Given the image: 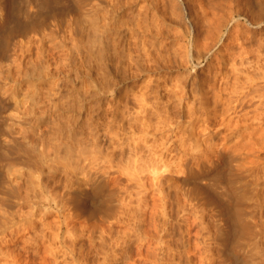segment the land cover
Returning <instances> with one entry per match:
<instances>
[{"label":"bare ground","instance_id":"bare-ground-1","mask_svg":"<svg viewBox=\"0 0 264 264\" xmlns=\"http://www.w3.org/2000/svg\"><path fill=\"white\" fill-rule=\"evenodd\" d=\"M10 1H13L14 2V0H0V116L4 112L8 111V108L11 105L16 110V114L17 115L14 112V115H16V118L14 119L15 122L13 121L14 122V124H13L14 127L13 126H12V128L9 127L11 129H13L12 130L13 132H11V129L9 130V132L8 131H3L2 132L3 128L0 126V161H2V162L5 161L6 162L8 159L7 160L5 159L4 161L1 160V159H3L4 157L5 158H8V156H9L11 162L9 161L8 163L7 162L6 163L8 165H10L9 163H12V165H14L13 163H15V166H13V167L10 166V167H12L11 169H12L13 172L11 171V169H9V171H11V172L8 173L9 174L8 176H5L4 175L5 172H4V174L2 173L4 168L1 167L2 170L0 171V188H1L0 191H2V188H3V187H1L2 184H5V183L10 184L9 189L8 188H6V189H8L9 191L12 192V193L10 192L11 195L9 194L10 195L9 199H11V200L13 199V200L11 201L7 197H5V198H7L9 201H11V203H13L15 205V208H14L15 210L12 209L13 210L12 211L13 214H12V212H10L11 209H9V207H8L7 210L9 209V213H7L8 211L6 212V210L4 211V215H5V213L7 214L6 215L7 216V220L5 218L6 221L4 220L5 221L4 223H2L3 220L0 222V264H23V262H25V261L23 260V262H22L20 255L21 254H24L26 252L24 250H27L28 248H30L32 246L35 247L34 250L39 249V252L40 253H42L40 251V249L42 250L44 248L42 250L43 253H44V254H41L42 256H40L39 255L40 253L36 250L38 252L37 255H39L37 257H39V258L41 257L40 258L41 261H43V259H44L43 263L44 262H47L46 264H86L85 262H86V260L88 258L85 259V260H84V258L87 257V254L88 253L85 252V250H84V247L86 246V244L84 245V241L87 240V238H88V236L90 234L89 232H91V233L92 232H95V231H91L90 230L92 228V226H91V228L89 227L94 222H96V221H94V219L95 220L98 219V221L101 222V223L99 222V225L103 223V226H104L107 223L108 224L106 226L107 228L104 226L106 228V230L108 229L107 230L108 231L107 233H106V230L104 229L105 230V233H106V237L109 236V235H111L112 237L114 236V238H115V233L117 232L116 231L117 226H116V228L114 227L115 230H113V226H114L113 221L116 223V225H117V223H118V225L122 223L123 226H124L125 219H124V221H123L124 223H123L122 222V218L124 216L122 217L121 216V213H122V215L123 214H127V213H125V211H127V210H125L124 212H122V210H124L123 208H124V205L125 204H127L126 206H128L129 203L131 205H132V203L137 204L135 206H138L139 207V209L136 208V209H138L139 212H141L142 210H144L146 208H149L150 205H147L148 207L147 206L146 207L144 206L145 208H143L142 204H138V202H139L138 200L140 198L139 196H137L138 198L136 197L137 203L135 202L136 200L134 202H131V201H133L131 199L132 197H130L131 191L129 193V197L127 196L128 193L126 195V192H125V194H123L121 192V191H123V186L125 187V185L123 184V186H122V184H120V183L118 184L119 179H118V177H116V175H115L114 178L111 177V175H110V172L111 171L109 169L112 170L113 166L114 167H116V166H115V164L112 163L113 164L112 165V168H110L111 165L108 163L109 161L107 162L106 161L107 159L104 158V156L106 157V155H104L105 153L104 154H100V152H99V154H100V157L98 158V159H100L99 162H97L98 159L97 160H93V157H92V159L90 158V155L95 153L93 151V149H94L93 146L94 147L96 146V145H94V143H95L94 141L96 140L95 139V136H94L96 134H94V133L96 132V130H94L95 131L93 133L94 135L93 134L91 135V137L94 136L93 137L94 141L92 139L93 145L90 146L89 142H91V140L89 141V138L87 136V134L89 133V130H87V129H89V128L93 129V128L91 127V125L88 126V123H87V122H89V124H90V121H88L89 114L87 116V112H89L88 111V97H89L88 95H89V92H88V89H87V85H88L87 84V80H88V75H89L88 74V70H89L88 68H89V64H90L89 63L90 62L89 61V58L91 57V56H89V51H91L90 48L92 47V44H91V47L88 49V41H87V39H89V38H87L85 35H82L83 34V32H82L81 35L79 34L80 35L79 36L80 39L75 40L76 42H73V40L70 41V42H72V44L69 43L70 46L68 47L67 42H68V40L70 38H68V40H67V38L64 37V35L61 36V34L59 32H57V31H53L52 32L51 31L50 33L48 32V34L41 33L43 31H39L38 30L39 29L38 26L36 24H33L35 21L32 24H28L27 23V21H28L27 19L28 18L26 19V23H24L25 21L24 22L23 21H20L21 19L14 20L15 16L13 17V15L11 13L12 9L10 10V5H9L10 4ZM160 1L164 5L166 4V0H145V2H147L146 6L144 5V6H141L140 8H141V10L143 8H146V12L147 13L146 14L145 13H139V17L137 18V21H134L133 23H131L132 25L130 24L133 27V29H145L144 30L145 32H149V31H152L153 32V30H151L152 28L150 27L152 25H150V24L151 23H155V21L158 20V19H154V17L157 18V16H155V11L157 12V9H159L160 7H162V8L164 7V6H158V4L161 3ZM168 1L169 0H167V2ZM196 1L197 2H195V3H201L203 0L202 1L201 0H196ZM206 1L203 2V3L206 4L209 0L207 2ZM211 1L213 3H208V4L211 5V4H214V3L218 2L217 0H211ZM211 1H209V2H211ZM214 1H216V2H214ZM227 1H230L231 3L230 2L226 3ZM40 2H42V4L47 5V7L48 6H52L54 4V0H40ZM52 2H53V4H52ZM77 2H79V1H77ZM102 2H105V1H102ZM223 2L222 1L220 2V0H219L218 3L214 4V5H216V6H214L215 9L216 10L219 9V11H220V9L222 8V11H223V8L225 7L224 10H228L229 12L228 11L227 12L225 11L226 12L225 13L223 11V13H225L226 16L229 13L228 15L231 18H232L231 15H235L236 14V11L240 12V10H236L237 8L234 9V4L235 3H233V0H223ZM234 2H236V1H234ZM238 2L239 1L237 0V3L235 4V6H238V9H239L241 5ZM249 2L253 3V0H250ZM254 2H256V0ZM257 2H256V4L258 5ZM58 3H60V2H57V4ZM61 3H62V1H61ZM169 3H171V2H169ZM208 4H207V10H209V7H210L209 12H211V10L214 11L215 10L214 7L212 5H211L212 7L210 5L208 7ZM59 5L60 4H58V6ZM160 5H162V4H160ZM168 5H170V4H168ZM157 6H158V8H157ZM177 6H174L175 9H176ZM190 6L192 7V9L195 7V6H193V3H191ZM197 6H200L199 7L200 9L203 8L202 7L203 5H201V4H198ZM188 7H189V5H188ZM251 7L254 8L253 7V4L251 5ZM251 7L249 6L250 9H251ZM52 8L53 7H51V10H53ZM199 8H197V9L199 10ZM205 8H206V6L204 7V10H205ZM211 8H213V9H211ZM258 8H259L258 11H253L252 12V16L254 15V21L255 22L253 21V19H251V18L250 19L257 26L259 25V26L262 27V25L264 24V0H259V6H258ZM112 9L114 10V7H112ZM192 9H191V11H192ZM241 9H243V7ZM254 9H256V7ZM178 10H180V9H178ZM181 10H182V8H181ZM204 10H202V11L204 12ZM234 10H236V11L234 12ZM252 10H249V11H252ZM193 11H195V10L193 9ZM117 12H118V8L116 9V11L114 10L113 13L117 17H119L121 15V13L119 14ZM162 12H161V14H162ZM166 12L169 13L170 11H166ZM166 12H163V13H166ZM203 12H201V13H203ZM241 12H243V11L241 10ZM241 12H240V14H241ZM175 13L177 14V12H175ZM179 13L180 12H178V14ZM223 13L220 12V14L224 15ZM158 14H159V11H158ZM161 14H159V15H161ZM220 14L218 12V14H217L218 17L217 18L220 17L219 16ZM134 15H136V14H134ZM192 15H194V14L192 13ZM211 15H215V14H213V12H212ZM180 16L182 17L181 13H180ZM198 16H201V14L198 15ZM198 16H196V17H198ZM207 16L209 17V14ZM215 16H214V19L216 18ZM229 16L226 17V18H228V20H230V17ZM165 17H166V14H165ZM189 17H192V16L191 15L190 16L188 15V18ZM202 17H201V19H202ZM206 17L204 16L205 20H206ZM248 17L249 16H247L246 18L248 19ZM96 18L99 19V17H96ZM194 18H195V16H194ZM199 18H196V19H199ZM221 18L222 19H221L220 23H218V22L215 23L216 21H218V19H216V21H213L214 23H212L211 21H212L213 17L212 18H208V22H207V20L206 21L203 20V21H205V23H209L208 25L206 24V26L208 28H205V29H208V30H206L207 32L202 31V33L204 32L207 35L206 34H203L204 37L202 38L201 37L202 34L200 35V31H198V32L195 31L197 33L194 32L196 35L193 37V39L191 41V44L189 45L190 46L189 47L190 51H189L188 54L186 53L188 57H190L189 55L191 53V50H193V51L194 50L195 51L197 50L199 52V56L200 57H201V55L202 56H206L208 58L211 57L212 60L209 62V64L212 62L213 66H217V64L221 60L220 58L222 56H224V55H222L223 52L221 53L220 51H219V54L221 53V57L220 58H218L219 56H217V54H214L215 53V50L214 49L217 47V44H215V43H217V41L215 42L212 39L215 36H217V38L219 37L221 39V37H222V33H221L222 32V28H224V25H225V24L223 25V23H228L227 20H224L225 17L222 16ZM196 19H195V21H196ZM210 19H211V21H210ZM32 20L33 19H30V22ZM219 20H220V18H219ZM222 20H223V23H222ZM234 20H235V18H234ZM251 20H250V22H252ZM129 21H131V20H129ZM171 21H173V20H171ZM190 21H189V24H190ZM203 21H201V22H203ZM224 21H226V22H224ZM230 21H233V20L231 19ZM180 22L185 23L186 21H182L181 20ZM205 23L204 22L203 23H200L199 22V25L201 24L203 26ZM185 24H183V25L186 26ZM191 24H192V22H191ZM194 25H198V23H195ZM156 26H157V24L155 23V26L154 27H156ZM202 26H201V29L203 28ZM226 26H227V24H226ZM190 27H191V25H190ZM205 29H203V30H205ZM164 30H165V28H164ZM178 30L180 31V29H178ZM196 30H199V27ZM235 30L237 32L239 29L238 30H237V28L236 29H233L231 31V33L233 31H235ZM32 31L35 32L34 35L29 34ZM84 31H86V30H84ZM188 31H186V32L188 33ZM191 31H192V29H191ZM88 32L90 34V31H88ZM236 32H233V36H235V35L236 36H239V35H237L238 33H236ZM239 32H240V30H239ZM231 33L229 35H231ZM171 34H172V32H171ZM18 38L20 40H18L17 41L18 43L16 45H14L16 49H12L11 47H12V44H13V40L14 39L16 40ZM217 38L215 37V39H217ZM232 38H234V37H232ZM222 39H223V37H222ZM235 39H239V37L238 38H235ZM141 41H142V44H144L143 47H141V48L144 50L145 55H147L149 57L152 56V59H153L154 56H153V53H152V50H151L153 48L147 47L148 44H150V43L152 44V41L151 42L149 41L150 42L149 43L148 40L145 37H143V39ZM258 41H257L258 43L255 42L254 44H251L253 42L252 41V42H250V45H249V43L248 44L247 43H244L245 41L241 42V43L246 44L247 46H244V47L241 46L243 48L240 47V51L238 50L239 48L237 49V47H238L239 44H237V47L235 45V49H234L235 51L232 50V52L233 51L236 52V49H237L239 53L236 52L235 53V56L233 55L234 53L233 54L232 53L229 54V55H231V56L233 55V57H235V58H231V56H230V58H229L230 61L234 59L233 60L234 63H232L233 61L230 62L229 60H227L228 58H226V57L227 56L229 57V55L224 56L225 58L223 57L224 60L226 59L227 64L230 62V64H228V67H229V69H231L230 67H232L233 69H231V70L234 73V74L230 73L234 77V82L230 80L231 81V83H230L229 80L226 79V81H228L231 85H227L228 87H225V89H224V87H223V89H221L222 86H223V83L220 84V82H221L222 79H223L222 81L224 82V79L227 78V76L226 77L225 76H222V79H221V77L218 76L220 78L219 79L220 81L218 80V82L221 85V88H220L219 84H218V87L221 90H223V91L226 90L225 92H227V91L229 92L228 95H230V96H228L229 98L227 97L228 99L224 100V98L222 97L223 94L221 96L220 93H222L223 91L221 92V90H220V93H219V91H216V90H218V89H216L217 88L216 87L217 86L216 84L218 82L216 83L217 80L214 79L215 78L214 75H212L213 77L211 76V78H213V79L212 80L209 79V82H207L205 84L206 86H208L207 84L209 83V86H208L209 88H206V86L203 87L204 85L203 86L202 85H200V86L198 85L199 87H197V86L194 87L195 88V91H194V89H193L194 92L192 91L193 92L192 93L193 94L192 104H190V102H187L188 100L186 101V99H187L186 96L188 94L185 92L184 89H181L180 88V91H174V89H177L176 88L177 86L174 85L175 88L173 89V91H174L173 93L170 92L172 90H170V91L167 90V91H169L168 94H173V97H176L175 99H178V101L176 100L177 101L176 103L179 102L178 103L179 108H182L183 109V110L180 109L182 112L185 111V109L187 110L189 108L188 111H185L184 112V113H186V115L185 114H181V115L179 114V116H177V115L171 114L168 109L163 110L162 103H161V106L159 105L160 102H161V100L158 103H156V100H155V105H156V107L154 106L155 107V111H150L148 108L151 107L150 105H152V103L150 105H147V103H146V102H148L147 100H148L149 97H147L146 94H141L140 97H138V98H137V96L136 97H133L134 100L137 98L136 100H137L138 105H139V111H136L137 115H136V113L135 114L132 113V115L134 117V118L133 117L132 118L134 119V121H133L132 118H130V116H127V118H126L125 116L127 115L126 114L127 112H126V110H123L122 109L123 111H125V113H124L125 115L123 114V112H121V115L122 114L124 115V117H122L121 120H123L124 118H126L127 121L129 119H131L132 123H131V121H129L130 122V126L129 127H128L129 124L126 125V126H124L125 124H121V126H122V132L123 133L119 132V131H121L120 130L121 127H120L119 130H118V132L120 133V135L119 134H116L118 132H115L114 131L115 132V135H119V136H122V134H124L126 136H130L131 135L130 137L132 139L135 138L134 139V142H133L135 144L134 148L131 147L134 144H131V145L130 144L129 145L126 144L127 145L126 148L128 150H131V149L133 150L131 152L129 151V154H128V152H127L128 150L125 148L126 149L125 152H127V155L130 156V155H132L134 153L133 156H134V158L136 157L135 158V162H137V163H139V161L141 159L143 161H145L144 159H146L145 168L146 167L149 168L150 171H149V169L147 170V168L144 169V171L146 172V170H147L149 173L151 172L150 174L152 175V177L154 178V180L155 179H157V180H160L161 179L160 184H158V186H157L159 188V190H162V192H163V190L166 189L164 187L165 186L164 183L162 182V179H166L167 182H168V188L171 189L170 192H172V190H173L174 195L176 196V198H178V196L182 195V197L185 198V201H187L188 203H191L193 205V207L195 208V211L194 212H196V214L198 215V216H196V214H195L196 218L192 215L195 218L194 219L195 221H196V219L199 221L200 215L201 216L204 215V213H203V215L200 214V213H202L200 209H201V207L203 205L202 204V202H203L202 201L203 200L202 197L203 196L201 197V194H200L201 191L198 188L191 187V185L193 184V183H191L192 182L191 179L192 178H195V179L196 178H199V175L202 172H204V173L205 172L206 173H208V172H212V173L215 172L216 175L214 177L215 178L214 180L216 181V183H218V182L221 183V181L223 179V173H221L220 167L223 166V165H225L224 163H226L227 166H229V165L231 166V164H233L232 162H235L236 161V163L232 165L233 168L232 167H229V168H232L233 170L232 169H229L227 167L229 170L228 171H225V172H228L229 173V171H234V170H236V172H238V171L241 172V171H244V170L249 169L250 167H252L254 169L253 171L255 173L253 172L254 173L253 174L251 172V175L252 174L253 175L252 176L250 175V176L251 177H254V178L253 179H250V180H247L248 183L250 181L252 182V180L256 179V177H257V179L255 180L256 181L255 184H253L254 182L253 183L250 182L251 185H255V187L257 188L256 191L257 190L258 191L260 190L259 188L262 185V183L264 184V155H260V153L264 152V37H262V39H259ZM100 42H101V38H100ZM100 42H99V44H100ZM220 42L221 41H218L219 44H220ZM107 43H108V41L106 42V44ZM238 43H240V42H238ZM102 44H103V42H102ZM135 44H137V43H134V45ZM244 44H241V45H244ZM135 46L138 47L140 45L138 44V46L137 45H135ZM153 47H154V49L156 48V46H153ZM161 47H163V46H161ZM141 48H138V49H141ZM180 48H181V46L178 49H180ZM231 48L233 49L234 46L231 47ZM231 48H230V50H231ZM139 51H141V50H138V52ZM99 53H101V52H99ZM159 53L160 52L158 51V54ZM126 55H128V54H126ZM174 55H176V54L174 53L173 56ZM212 55H213V57H212ZM236 55H238V57L240 58L239 63L236 62V60L238 59V57ZM199 56H197L198 58L196 59V61L199 59ZM242 56H245L246 58L245 57L242 58ZM250 56H253L254 60L251 61L250 60ZM216 58L219 60L218 63H214V60H216ZM157 59H159V58L155 57L153 60L156 61ZM193 59H194V57H193ZM202 59H203V57H202ZM176 60H177V58H176ZM224 60L223 59L221 60L222 63L225 62ZM191 61H193V60H191ZM182 62H184V61H182ZM212 64H210V65L212 66ZM200 65H201V63H200ZM222 65L224 66V64H222ZM222 65L221 64L218 65L219 68L217 67L218 69H216L217 70V72L215 74L216 77H217V75H220V76L221 75H224L223 70H226V68H228V67H226V68L223 69V66ZM206 66H208V65H206ZM240 67H243V68L241 69ZM252 69H254V70H252ZM231 70H230V72H231ZM227 72H228V70H227ZM223 77H225V78H223ZM240 77L241 78L243 77V80L246 77L245 78L246 81L244 80L245 82H241L243 80L240 81ZM257 78L259 80L262 79L263 82H261V80H260V82L263 83V84H260L259 81L257 80ZM196 79L199 80L200 78L197 77ZM77 80H82L83 81V83H82L83 85L78 90H74V88H71V87H73L74 82H76ZM203 80H205V79L203 78ZM203 80L201 78L200 81L202 82ZM200 81L198 82L199 84H201ZM204 82L205 81H203V84H204ZM49 83H50L49 87L48 86H45L46 84H49ZM196 83H197V81H196ZM182 84L178 82L177 85L182 86ZM174 86L172 84V87H174ZM161 89H162V87H161ZM191 89H192V87H191ZM188 91L189 90H187V92ZM190 92H191V90H190ZM154 94H155V92H154ZM169 97H170V95H169ZM211 97H212V100H213L214 103L213 102H210V100H211L210 98ZM158 99H159V97H158ZM170 99H173V98L171 97ZM170 99H168V101ZM188 99H190V98H188ZM210 103H213V104H210ZM163 104H164V106H166L165 103H163ZM196 105L197 106L199 105V107L201 109L208 110V111L205 110L206 112H209L207 115L211 114V116L217 117V118H215L216 120L221 119L220 121H222L223 124L225 122V125L228 126V129L229 128L231 129V130L230 129L229 130L232 133V134L229 133L228 136H230V134L232 136H235L236 137V141H233L235 138L232 140V137L230 136L231 139L228 140V138L226 137L227 140L225 139V142H223L224 141L223 140L222 141L223 143H221V144H220V141H219V143L216 142L214 140V138H211V141L210 142H208L210 139L207 138V140L208 139L209 140L206 142L205 139L203 138L205 136L204 134H203V136H199V134H196V132H195V130H196L195 129L196 128L195 127V122L193 120H196L195 116L197 117V115H199V114L202 115L201 112L199 113L197 111L199 108L196 107ZM221 105L224 106V107H222ZM148 106H150V107H148ZM158 106H160V108H162V110ZM220 106L223 109H220L221 108ZM124 107H125V105H124ZM11 108L9 110H11ZM153 108H151V109H153ZM158 109H160L161 111L158 110ZM181 111H180V113H181ZM195 111L198 112L199 114L194 113ZM193 113L196 114V115H193ZM134 115H136V117ZM184 115L187 116V117H189L190 119L188 118L189 120L188 119L185 120V118H184L185 116ZM200 115L197 118H199ZM211 116L208 117V118L211 119ZM1 117H0V119L2 120ZM192 118H195V119L192 120ZM208 118L206 117L207 120H208ZM204 119H205V116H204V118H202L201 120H199L201 122H198V120H197V122L198 123H202L203 121L206 120V119L205 120ZM205 122H203V123H205ZM213 123L215 124V122H213ZM182 126H184L185 128H183ZM87 127H89V128H87ZM207 128L211 129V126H207ZM207 128H206V130H208ZM180 129H181V131L183 130V135L182 134H179V136H177L178 135L177 133L180 131ZM206 130H204V131H206ZM209 133H206V134L208 135ZM1 135H5L6 139L3 136H1ZM210 135H211V133H210ZM105 138H106V136H105ZM115 138H116V140L118 139V142H120L121 140L124 141L122 138L120 139V137L117 138V136H115ZM3 139L7 140V142L6 141L4 142ZM20 140H21V142L23 141V143L25 142V144L27 143L28 145H26V146H32L33 148H35L36 150H38L37 152L40 153L41 156H44L43 157V159L45 160L43 162V163H45V166L43 165L44 167L43 166L40 167L41 164L39 163L40 164L39 165L37 162L36 163H32V164L33 165L34 164H37V166H39V167H35V165L34 166L31 165V163L29 165L28 163L30 161H29V159H26L25 157L22 158V156H20L21 157L20 158V157H18L19 155L17 156L16 154H14V156L16 155V157L12 156V154L14 153V148H16L20 144L19 143ZM103 140H104V138H103ZM125 141H127V140H125ZM128 141L130 142V140H128ZM126 143H128V142H126ZM15 144H18V145L15 146ZM116 144H118V143H116ZM204 144H206L205 147H204ZM20 146H21V144L18 146L17 150H15V153H16V151H19L18 149L20 148ZM24 146L25 145H23L21 147H24ZM109 146H110V144H109ZM120 146H121V148H119V149L122 151L123 150V147L125 146V144L122 143V144H120ZM32 147H29V148H32ZM108 150L111 152V149H108ZM25 151L26 150H24L23 152H25ZM91 151L94 152V153H91ZM109 151H107L108 154H109ZM174 151L177 152L175 158H173L171 156L174 153ZM244 151H247L250 155H252L255 158L254 161H252V160H251L252 162L249 161L251 163L246 162L249 165H247L245 162H243V164L242 163H239V161H240L239 159L244 158L243 157L244 154H242V156L240 155L241 153H244ZM122 153L123 152H121V154ZM17 154H18V152H17ZM99 154H98V156H99ZM122 155H124V154H122ZM127 155H124L125 156L124 158H126ZM239 155L241 156L240 158H239ZM94 156H95V154H94ZM112 157L113 156L111 155L110 160H112V162H113L114 160H113ZM229 157L232 158V160L229 159ZM139 158H140V160H139ZM131 159L133 160V157H131ZM227 159H229V160L232 161V162L227 161V162H229L231 164H229V163L226 162ZM251 159H252V157H251ZM103 160H104V162H102ZM119 160L121 162L118 161V164H117V167L116 168H118V166L121 163H123V161H125V160L122 161L121 159H119ZM41 161H42V159H41ZM106 162L110 166L107 165V164H104ZM127 162H128V160H126V163L125 164H127ZM132 163H133V161H132ZM46 165H47V168L48 169H45ZM127 165H126V167H127ZM130 165L131 164H129V166ZM120 166L121 167H119V169L122 170V171H124V172H126L125 171V169H126L125 166H124V168L122 167L123 166L122 164ZM121 168H123L124 170L121 169ZM48 170H49V173L47 174L46 171L48 172ZM112 171L114 172V174H115V171L117 173L119 172L118 170H112ZM137 171L139 172V170H137ZM141 171H143V169L140 167V172ZM144 171H143V173H144ZM249 171H252V170L249 169ZM148 172H146V173H148ZM258 172L261 174V176L258 174ZM131 173H132L133 177L131 175H128V174H127V176L131 177L132 179H137V176H136V178L134 176V174H136V173H133V172H131ZM171 173L174 174V175L176 174V175L173 176ZM60 174H61L62 177L60 176L61 178L59 177V179H58V176ZM114 174H113V176H114ZM243 174H245V173H243ZM248 174H250V173L246 171V174L245 175L248 176ZM125 175H126V173H125ZM22 176L23 177L24 176H27L28 177V181L26 183H24V185L22 184L23 183L22 182ZM117 176H119V175L117 174ZM226 176H228V175H226ZM230 176H231V174H230ZM232 176H231V178H232ZM24 178L26 179V177H24ZM124 178H125V176H124ZM153 178H152V180H153ZM120 179L122 180L121 176H120ZM130 180H127V181H130ZM157 180H155V181H157ZM175 180L177 182H174V183H171L170 184L171 181H175ZM24 181H26V180H24ZM109 181H114L116 183L115 188H112L113 185H112V187H111V185L109 186ZM121 182L124 183V179ZM156 183H154L155 184L154 187L157 185ZM130 184H132V183H130ZM213 184H215V182H213ZM246 184H244L242 186H244V187L247 188ZM135 186L138 187L137 185H135ZM242 186H240V187H242ZM263 186L264 185H262V187ZM5 187H7V185ZM235 187H237V186H235ZM251 187L253 188V186H251ZM255 187L253 188V190H252V188L249 189V184H248V189H249L250 192L253 191V194L255 193L254 192ZM262 187H261V189L264 188V187L263 188ZM58 188H60V191H57ZM140 188H142V186ZM168 188H167V190H169ZM203 188H205V187H203ZM216 188L219 189V186L216 187ZM139 189H138V192L141 190V189L140 190ZM223 189L221 188L220 190L225 191V188H223ZM233 189H236V188H233ZM233 189L231 187V190H233ZM248 189H246V190L248 191ZM154 190L157 191V189H154ZM206 190H208V189H206ZM219 191H218V193L221 192V195H222V192L223 191H220V192ZM236 191L238 192V190H235V192ZM235 192L233 193V195L236 196L235 198L237 199L238 198V195L240 196L241 194L238 193V195H237ZM261 192H262V195H263L264 194L263 193L264 190H261ZM145 193H146V191H145ZM257 193L258 192H256V194L254 195V197L259 196V193L258 194ZM119 194H120V196H119ZM137 194H139V193H137ZM140 194H141V192H140ZM163 194H164V192H163ZM167 194H169V191H168ZM204 194H205V192H204ZM174 195H172V196H174ZM5 196H7V195L5 194ZM156 196H158V195L157 194L155 195L154 200H155ZM159 196L156 199H158L161 204L158 201L159 205H157V209L159 208L158 206H160V207L162 206V208H163V207H165L167 205L166 203L168 202V200L166 198H167V196H170V195H167V196L165 195V198H163L164 195H163L162 198H160ZM251 196H252V194H251ZM254 197L252 199H254ZM100 198H102V200H103L102 202H100ZM127 198L128 199L130 198V199L128 200ZM141 198H143V196ZM180 198H181V196L178 199H180ZM224 198H226V197H224ZM263 198H264V196H263ZM178 199H176V200H178ZM118 200L120 202V205H121V209L122 210L121 209H117L114 206L115 205L114 204V201H118ZM144 200L145 199L143 198V200H141V201H144ZM169 200H170V198H169ZM171 201L176 202L175 200H171ZM256 201L259 202V200H257V199L255 200V202ZM179 202H177L176 204H179ZM181 202H180V204L183 205L184 202L183 203H181ZM187 202L184 203V207H185V205H186ZM228 202L231 203V200L230 201L228 200ZM251 202H254V201L251 200ZM257 202L256 203H253V204L255 205V204H257ZM263 202H261V203H263ZM141 203H143V202H141ZM211 203H212V201H211ZM3 204H6L7 205L8 203H5L4 202ZM3 204L1 203V205H3ZM9 204H10V202H9ZM51 204H53L55 206V208L58 209L57 210L58 211V216H56V218L59 217V215H60V217H63V219L61 221L58 220V219H56L55 220L56 222L52 221L53 223H51V221L48 222V221H45L44 218H41L40 217V219H39V216H36V214H39V213H37L38 211L37 212L35 211V210L38 209V207H40V206L46 207V206H49ZM88 204L94 205V206H99V207L104 204L105 206L102 207V208L101 207L100 208H92V210H89L87 208V205ZM191 204H190V207H192ZM233 204L235 205L236 202H234ZM253 204H251V206H253ZM140 205L142 206V208L140 207ZM154 205L156 206V204H154ZM187 205L189 206V204H187ZM263 205H264V203H263ZM4 206L5 205H3L2 207L5 209L7 206L6 207H4ZM132 206H134V205H132ZM135 206L133 208H135ZM215 206H216V204H215ZM257 206H260L259 203L257 204ZM10 207H12V206H10ZM222 207L223 206L220 207L221 211H220V215H218V219L220 218L219 219V222L221 220V217L222 218H226V219H222V222H224V223L221 222L222 223L221 224L222 227L220 226V224H218L219 227L216 226V228L217 227L219 228V230L218 229L217 230H218V233L220 232V236L218 238L216 237L217 239H215V240H213L212 238H210L208 236L213 242L217 241L218 243L215 242V244H217L218 246H222L225 242H227L229 240V236L230 235L232 236V234L234 233V230H232L233 231L232 234L230 233V230H229L230 221H229V219L225 215V213H227V210L225 211L226 208H222ZM165 208H167V209L170 210V207H165ZM25 209H27L28 214H27V212H26ZM115 209H116V212L121 210V213L119 212L120 214L119 213L117 214L115 211H114L115 213H113L112 211L115 210ZM136 209H134V210H135V213H136V216H137ZM153 209L155 211L156 207L153 208ZM179 209H181V208H179ZM185 209L183 208L182 210H185ZM191 209H193V208H191ZM43 210H44V208H43ZM176 210H177V208H176ZM42 211H41V213L44 212V211L43 212ZM48 211H51L50 208H49ZM131 211H133V210H131ZM131 211H129V212L131 213ZM158 211L160 212L162 210H159L158 209ZM149 212H150V210H149ZM14 213H15V215H14ZM155 213H157V211ZM231 213L233 214V211ZM252 213H253V210H252ZM263 213H264V211H263ZM10 214H12L11 215L12 217H11V220L8 221L9 220L8 217L10 216ZM47 214H48V212H47ZM133 214H134V212H133ZM253 214H251V215H253L255 217V213H253ZM259 214L261 215L260 212H259ZM259 214H256V215H258V217H259L260 216ZM4 215H3V217H5ZM39 215H41V214H39ZM43 215H45V214L43 213ZM118 215H119V217H116ZM131 215H132V213H131ZM142 215H144V217H145L146 214H143L142 213ZM142 215L141 216H137V218L138 217L139 218H142ZM154 215L152 214L153 218L155 217ZM128 216L130 217L129 214H128ZM263 216L264 215L262 214L261 218ZM240 217H242L241 211H240V209L236 208V210L234 211V214H233V218L232 219H234L235 222L237 221L238 229L243 231L245 229H241V228H244L245 226H243V224H241L242 221H240ZM132 218H133V216H132ZM173 218H174V216H173ZM46 220H48V219H46ZM92 220L94 221L93 223H92ZM131 220L133 221L135 219H131ZM260 220H258L257 217H255L253 224H255V228H256V225H257V227H261L260 228L261 230L259 228L256 229L257 231L260 230L259 231V234H257V235H259L260 238H258V237L257 238L260 239V241L263 242V244H264V225H263V223H261L262 225H260V223H259ZM127 221H128V218H127ZM216 221H218V220L216 219ZM262 221H264V217L262 218ZM28 223H30V224H28ZM77 223L80 225V228H79L80 231L78 232V233H80V237L77 236L78 233L76 235H74L78 231V228H77L78 225H77ZM200 223L202 225V222H200ZM27 224H28V226L30 225L33 228V233H30L32 235L29 234V232L31 231L30 230L31 227L27 228ZM126 224H125V226H126ZM181 224H183V222ZM99 225H97V227L100 228ZM137 225L140 226V225H143V224H137ZM172 225H173V223H172ZM216 225H217V223H216ZM36 226H38V227L41 226L42 229L41 230L38 229V231H37L36 230ZM93 226H95L93 228H96L95 230L98 231L99 228H97L96 225H94V224H93ZM103 226H102V228H103ZM120 226H118V228ZM125 226H124V228H125ZM130 226L131 225H129L128 227H130ZM139 226H136V228L138 227L140 229L141 227H139ZM152 226H153V224L149 225V228L147 226V228L149 230L148 232H150V234H148V236L150 235V237H151V235H152V236H154V237H152L154 239H155L156 236H159L157 239H158V242L160 241L159 243H161V245H162L160 247H161L163 253H165V252L166 253H169L171 250L168 252V247L171 248V246L167 245V247L165 248V245H166V241L169 240V242H170V239H166L165 237L166 236H170L171 234L170 235H166L167 233H165V235H166L165 237H164V235H160V234H163L164 232L157 234V232H158L159 229L154 225L153 226V229H155V227H156V229H158L157 231H155L156 229L155 230H151V231H154L156 233V236H155L150 231V228ZM170 227H171V224H170ZM170 227H169V230H167V231L165 230V231L168 232V233H170L169 232L170 231ZM198 227H199V225H198ZM133 228H134V224H133ZM142 228L146 229V226L145 227H142ZM160 228L163 230V227L160 226ZM212 228H214V227H212ZM28 229H29L28 234L31 236V238H30L29 235H27L29 238L26 236V231ZM46 229H48L49 232L51 230L52 235H53V240H51L52 239L51 238L52 235L49 232L48 233L51 235L50 236L51 239L49 237H47L48 234L46 235ZM88 229L90 231H88ZM144 229H142V231ZM230 229H231V227H230ZM101 230L102 229H100V231ZM118 230H120L121 233L124 232V230H121L120 228ZM74 231H75V233H74ZM114 231H115V233H114ZM126 231L127 230H125V232ZM137 231L139 232L138 229H137ZM242 231H241V233H242ZM101 232L103 233L104 231L102 230ZM120 232H118V233H120ZM148 232H147V229H146L145 234L148 233ZM256 232H255V234H256ZM118 233H116V234H118ZM128 233H129V235H127ZM128 233H126V234L123 233V234H125L127 236H131L130 235V232H128ZM142 233L140 235H142ZM96 234L100 236L99 231ZM96 234H94L95 235L94 237L97 236ZM118 235L121 236L122 234H118ZM118 235H116V238L115 239H117V236ZM125 235L124 236L122 235L121 237H125ZM134 235L137 236L138 234H134L133 233V236ZM140 235H139V237L138 236L137 237L140 238ZM120 236L118 237V239L121 238ZM145 236L147 237V234L144 235L143 238H145ZM216 236H218V235H216ZM245 236H247V234H244V237ZM90 237H91V239H90V242H91V240L93 239L92 238L93 237V234ZM135 237H131V238H134V240H136ZM150 237L148 239H150ZM26 238H28V239H26ZM99 238L98 239L97 238H94V239H96V243H99L100 242V247H99V244H98V247L99 248H96L97 246H95L94 250L95 249L96 250L99 249V251H101L102 250V249H100V248H102L101 245L104 247V245L106 244V242H107V244H110L111 245L112 244L111 243L112 242L111 240H113L114 243L112 245V248L109 247L110 245L108 247H109L110 250L113 249L112 252H110V250H109V252L114 257H117L116 256V253H119L118 251L120 250L119 248H120L121 245H119V248H118V243L124 244V247H125V243H127V242L130 241V240L129 241L127 240V242L125 240L123 241V238H122V240H117L116 241V240H114V238L112 239L111 237H110L111 239L109 237L107 239H105V237H103L106 240V241L105 240H102V241H105V244H104L101 241V239H103V238H101V239H99ZM131 238H129V239H131ZM171 238H172V236H171ZM39 239L41 241H39ZM145 239H143V242L146 241V243H148L147 242L148 239L147 240H145ZM164 239H166V240H164ZM98 240H100V241L97 242ZM107 240H109V243H108ZM150 240H149V242H150ZM156 240H155V242H157ZM207 240H208V242L207 241H206L207 243L205 242L206 243V246H207V244H209V239H207ZM211 240H210V242H212ZM48 241H49V243H48ZM51 241H52V243H50ZM174 241H177V240H173V242ZM30 242H32V243H30ZM59 242H60V244L62 246L59 245ZM90 242H88L87 247H89ZM92 242H91V244H93L95 242V240H94L93 243ZM27 243L29 244V246L30 245H32V246H30V247L28 246V248H27L26 245H25V247H24V244H27ZM57 243L59 245V247L57 245L58 248L55 247ZM85 243H87V242H85ZM138 243L139 242H137V244ZM140 243H141V241H140ZM159 243H157V244H159ZM171 243H172V241L170 242V244ZM254 243H256V242H254ZM258 243H259V241H258ZM52 245L53 246L55 245V246L53 247ZM140 245L139 246L142 247L143 244H140ZM163 245H164V248H163ZM174 245H177V244L174 243ZM180 245H183L184 246L185 244L183 242V244H180ZM254 245H255L254 247H256V244H254ZM90 246H92V245H90ZM186 246H188V245H186ZM211 246H213V245H210V247ZM215 246L216 245H214V247ZM224 246H225V244L221 248H223ZM124 247H122V249ZM154 247L155 246H153V248ZM178 247L181 248V246H179V244H178L177 248ZM210 247H208V248L210 249ZM137 248H138V246H137ZM147 248H150V246H147ZM221 248L220 247H217V249L219 251L221 250ZM91 249L92 248H90V250ZM105 249H103V251H105ZM154 249H156V248H154ZM174 249H172V250H174ZM217 249L215 247V250H217ZM256 249L257 248H255V250ZM106 250L108 251V248ZM130 250H131V248H130ZM156 250L154 251V253L156 252L155 255L157 254V251ZM184 250H186V249H184ZM187 250H188L189 253H191L190 249H187ZM86 251L89 252V249L86 248ZM103 251H101V253H103V254H102V256H100V259L103 258V255L107 254L106 253L107 251H105V252H103ZM151 251H152V249L151 250H148V252L153 253V251L152 252ZM178 251H180V250H178ZM158 252H161V251H158ZM195 252H196V250H195ZM209 252L212 253V249L209 250ZM27 253L30 254L29 253V250L25 254H27ZM34 253H35V251H34ZM83 253H85V254L87 253V254L86 255L84 254V256H83ZM93 253L91 252V255L92 256H93ZM95 253L96 254L97 253L99 254L100 252L97 251ZM123 253H124L123 251L122 252L120 251V255L121 254L123 255ZM126 253L127 252H125V254ZM177 253L179 254V252H177ZM183 253L185 254L187 252L184 251ZM189 253H187V255ZM197 253H199V252H197ZM147 254H149V253H147ZM170 254H172V252ZM178 254H177V257H179ZM199 254H198V256H199ZM45 255L46 256L47 255H50V256L44 257ZM91 255L89 253V256H91ZM109 255L107 254V256H109ZM145 255H143V256H145ZM152 255L153 254H151V256ZM159 255L160 254H158V256ZM194 255H196V253ZM212 255L214 256V254H212ZM124 256H123V258L121 257V260L124 259ZM165 256L168 257V255H165ZM213 256H212V259L210 258L211 261L213 260ZM215 256H214V258H215ZM259 256L262 258L263 254L262 253H261V255L258 254L257 257H259ZM23 257H25V256L22 255V258ZM35 257H36V255H35ZM199 257L201 258V255ZM252 257H254V255H252ZM30 258H31V256H30ZM39 258H37V259H39ZM106 258H107L108 261H110L112 259V258L111 259H108V257H106ZM174 258H175V256H174ZM187 258H189V257H187ZM261 258H257V259H258V261H261L260 264L261 263L264 264L263 258L262 259ZM96 259H99V258H96ZM145 259L148 260V261L150 260L149 258L147 259L146 256H145ZM180 259H181V257H180ZM180 259H179V261H182V259L181 260ZM190 259H191V257H190ZM202 259H201V261H202ZM218 259H221V257H219ZM246 259L247 258H245V260ZM259 259H261V260H259ZM93 260H91L90 262H95V260L94 261ZM101 260H99V261H101ZM105 260L106 259H104L103 264L106 262ZM113 260H111V261L114 262ZM115 260H116L115 262H117V264H118V260H120V259L118 258V259H115ZM125 260H126V258H125ZM132 260L133 259H131V261ZM151 260H155V261H150V262H152V264H154V263L157 264L158 263V262L156 263V261H157L156 260V257H154V259L151 258ZM159 260H160V258H159ZM165 261H166V259H165ZM214 261L215 260H213V262ZM258 261H257V263H258ZM90 262H89V259H88V262L87 263L89 264ZM96 262H97V260H96ZM110 262H108V263H110ZM150 262H148V263L151 264ZM166 262H169V261H166ZM173 262L174 261H172V263ZM161 263H164L162 261V259H161ZM169 263H171V261ZM169 263H167V264H169ZM189 263H190V261H189ZM27 264H29V263H27ZM106 264H107V262H106Z\"/></svg>","mask_w":264,"mask_h":264},{"label":"rangeland","instance_id":"rangeland-1","mask_svg":"<svg viewBox=\"0 0 264 264\" xmlns=\"http://www.w3.org/2000/svg\"><path fill=\"white\" fill-rule=\"evenodd\" d=\"M25 1V2H24ZM61 1H62V3H61ZM77 1H79V2H77ZM102 1H105V2H102ZM174 2L176 1V0H173ZM172 0H169L168 2H167V0H166V6L161 2L160 4H162V5H160V4H158V6H164L163 8L162 7H160L159 9H157V12L155 11V16H157V18H155L154 17V19H158V20H156L155 21V23L157 24V26L156 27H154L155 26V23H151L150 25H152V26H150L151 28V30H153V32L152 31H149V32H145L144 30L145 29H133V27L131 26L132 24L131 23H133L134 21H137V18L139 17V13H147L146 12V8H143L142 10H141V6H146V4H147V2H145V0H54V4H53V2H52V4L54 5H52V6H48L47 7V5H45V4H42V2H40V0H14V2L13 1H10V10L12 9V11H11V13H12V15H13V17L15 16V18H14V20H16V19H21L20 21H25L24 23H26V19L29 21H27V23L28 24H32L34 21V23L33 24H36L37 26H38V30L39 31H43V32H41V33H46V34H48V32L50 33L51 31L53 32V31H57V32H59L60 34H61V36H63L64 35V37H66L67 38V40H68V38H70L69 40H68V42H67V44H68V47L70 46V44H72V42H70V41H72L73 40V42H76L75 40H78V39H80V35H81V33L83 32V34L82 35H85L87 38H89V39H87V41H88V49L91 47V44H92V47L90 48V50L91 51H89V56H91L90 58H89V70H88V80H87V89H88V92H89V97H88V111L89 112H87V116H88V114H89V116H88V121H90V124H89V122H87L88 123V126H90L91 125V127L93 128V129H91V128H89V127H87V128H89V129H87V130H89V133L87 134V136H88V138H89V141L91 140V142H89V144H90V146H92L93 145V143H92V139H93V137L95 136V141H94V139H93V141L95 142L94 143V145H96L95 147L93 146V148L95 149H93V151L95 152H92L91 151V153H94L95 154V156H94V154H91L90 155V158L92 159V157H93V160H97L99 157H100V154H104V155H106V157L104 156V158L105 159H107L106 161L111 165H109V164H107V162L106 163H104V164H107V165H109L110 166V168H112V165L113 164H115V166L117 167V164H118V161H120L119 159H121L122 161L123 160H125L126 158V160H128V162H127V164H125L126 163V160L125 161H123V163H121L123 166V168H124V166H125V171L126 172H124V171H122V170H120L119 169V167H121L120 165L118 166V168H116V167H114L113 166V168H112V170H118L119 172L117 173L116 171H115V174H114V172L111 170V169H109L111 172H110V175H111V177H115V175H116V177H118V179H119V182H118V184L120 183V184H122V186H123V184L125 185V187L123 186V191H121L123 194H125V192H126V195H127V193H128V197H129V193H130V191H131V193H130V197H132L131 199L133 200V201H131V202H134L135 200V202L137 203V199H136V197L137 196H139L140 198H139V202L141 201V200H143V198L145 199L144 201H141V202H143V203H139L138 202V204H142V206H143V208H145L147 205H150V207L149 208H146V209H144V210H142L141 212L143 213V214H146L145 215V217H144V215H142V213L141 212H139L138 211V209H139V207L138 206H135V205H137V204H134V203H132V205H134L135 206V208H133L134 206H132L130 203H129V205L128 206H126L127 204H125L124 205V210H122L121 209V205H120V202H119V200L118 201H114V206H115V208H117V209H121L122 210V212H124L125 210H127L128 212L129 211H131V210H133V211H131V213H132V215H131V213L129 212H127V211H125V213H127V214H123L122 215V213H121V210L120 211H117L116 212V209L115 210H113L112 212L113 213H121V216L123 217L122 218V222L124 221V219H125V224H126V226H125V224H124V226H125V228H124V226H123V224L121 225V224H119L118 225V223H117V225H116V223L113 221V223H114V226H113V230H115L114 229V227L116 228V226H117V229H116V233H118V232H120V230H118L119 228L121 229V230H124V232L123 233H128V232H130V235L131 236H127V235H129V233L127 234V235H125V234H123V233H118V234H122L123 236L125 235V237H121L120 235H118V234H116L115 233V231H114V233H115V238H116V235H118L117 236V239H115L114 238V236L112 237L111 235H109V236H107L106 237V233L108 232L107 230H106V226L108 225L107 223H106V225H104L103 226V223L102 224H100L99 225V222L100 221H98V219H94V221H96V222H94L93 220H92V223L94 224V225H96V227H97V225H99L100 226V228L99 227H97V228H99L98 229V231H99V234H100V236L99 235H97L96 233H98V231L97 230H95L96 228H93V227H95V226H93V224L92 225H90L89 227L91 228V226H92V228L90 229L91 231H95V232H89L90 234H89V236H88V238H87V240L86 241H84V245L86 244V246L84 247V250H85V252H87L86 254H87V257L86 258H84V260L85 259H89V262L91 261V260H95L96 258H99V259H96L97 260V262H96V260H95V262H90L89 264H103V262H104V259H106L105 261L107 262V264H117V262H115L116 260L115 259H120V260H118V264H127L128 262V264H149L148 262H150V261H155V260H151V258H153L154 259V257H156V263L157 264H167V263H169L170 261H171V263H172V261H174L173 263L174 264H260V262L261 261H258V259L257 258H261L260 256L259 257H257L258 256V254H260L261 255V253L263 254V256H262V258H263V261H264V244H263V242H261L260 241V239H258V238H260L259 237V235H257V234H259V231L261 230L260 228L261 227H257V225H256V228H255V224H253L254 223V219H255V217H257V219L258 220H260L259 221V223H260V225H262L261 223H263V225H264V221H262V218L264 217H262L261 218V216H262V214L264 215V213H263V211H264V205H263V201H264V198H263V196H264V194L262 195V192H261V190H264V186L262 187V185H264L263 183H262V185L260 186V190L258 191H256V187H255V185H251V183H253V184H255L256 183V179H257V177H256V179H254V180H252V182L250 183H248V181L247 180H250V179H253L254 177H251L255 172L253 171L254 169L252 168V167H250L249 169L250 170H252V171H249V169H246V170H244V171H238V172H236V170H234V171H229V173L228 172H225V171H228L229 169H232L233 167H232V165L233 164H235L236 163V161L235 162H232L231 160H232V158H230L229 157V159H231V160H229V159H227L226 160V162L227 161H230V162H232L233 164H231V163H229V162H227V163H229V164H231V166L229 165V166H227V164L226 163H224L225 165H223V166H221L220 167V170H221V173H223V179H222V181H221V183L220 182H218V183H216V181L214 180L215 178V175H216V173L215 172H208V173H204V172H202L200 175H199V178H192L191 179V183H193L192 185H191V187H196V188H198L201 192H200V194H201V197L203 198V202H202V207H201V212L202 213H200V214H202L203 215V213H204V215L203 216H201L200 215V218H199V221L200 222H202V225H201V223L196 219V221L194 220L195 218H196V216H198L197 214H196V212H194L195 211V208L193 207V205L191 204V203H188L187 201H185V198L184 197H182V195H180L181 196V198L180 199H178L180 196H178V198H176V196L174 195V192H173V190H172V192H170L171 191V189H169L168 188V182H167V180L166 179H162V182L164 183V187L166 188L165 190H163V192H164V194H163V192H162V190H159V188L157 187L158 186V184H160V182H161V179L160 180H157V179H155V180H157V181H155L154 180V178L152 177V175L147 171L149 168H147V170H146V172H148V173H146L145 171H144V169H146L145 168V162H146V159H144L145 161H143L142 159V161L140 160V158H139V163H137V162H135V158H134V153L132 154V155H130V156H128L127 155V152H128V154H129V151L131 152V151H133L129 146V148L131 149V150H128L126 147H127V145H131V144H134L133 142H134V139H132L130 136H126V135H124V134H122V136H119L120 135V133L119 132H121V133H123L122 132V126H121V124H125L124 126H126V125H128V127L130 126V122L129 121H131V119H129L128 121L126 120V118H127V116H130V118H132L133 117V115H132V113L133 114H135L136 113V111H139V105H138V102H137V98L138 97H140V95L141 94H146L147 95V97H149L148 98V102H146L147 103V105H150L151 103H152V105H150V106H148V107H150V108H148L150 111H155V107H156V105H155V100H156V103H158V102H160V100H161V102H160V106H161V103H162V108H163V110H165V109H168L169 110V112L171 113V114H173V115H177V116H179V114L181 115V114H185L186 115V113H184L185 111H188L189 110V108L186 110L185 109V111H181V110H183L182 108H179V105H178V103H176L177 101H178V99H175L176 97H173V94H168L169 93V91L170 90H172V91H170L171 93H173L174 91H180V88L181 89H184L185 90V92L188 94L187 96H186V101L187 102H190V104H192V97H193V92L195 91V88L194 87H199L200 85H204L203 87H205L206 85V83L207 82H209V79L210 80H212L213 78H211V76L212 75H214L215 76V78L214 79H216L217 81H216V83L218 82V80L220 79L219 77H221V79H222V76H227V78H225V77H223V78H225L224 79V82L226 81V79H228L229 80V82L231 83V81H233L234 82V77H233V75L232 74H234L233 73V71L231 70V69H233L232 67H230L231 69H229V67H228V64H230V62L231 61H233V60H229V58H230V56L231 55H229L230 53H234L233 55L235 56V53L236 52H238V50L240 51V47L241 46H247L246 44H244V43H249V45H250V42H252L251 44H254L255 42L256 43H258L259 41V39H262V37H264V24L262 25V27L261 26H257L256 24H254L253 23V21H254V15L252 16V12L253 11H258V6H259V0H256V2L258 3V5L256 4V2H254L255 0H253V3H251V2H249L250 0H238L239 2V4L241 5H239L240 6V8L238 9V6H235V4L237 3V0H233V3H235L234 4V9H236V10H240V12H241V10L243 11V12H241V14H240V12H238V11H236V10H234V12L236 11V14L235 15H231L232 16V18L227 14V16H229L230 17V20L232 19L233 21H230V20H228V18H226L227 16H226V12L228 11V10H224V8H223V11L225 12V13H223V11H222V8L220 9V11H219V9L218 10H216L215 9V7L214 6H216V5H214V4H216V3H218L219 2V0H217L218 2H216V1H214V2H216V3H214V4H211L213 7H214V11L213 10H211V12H209V10H210V7H209V5L210 4H208V3H213L211 0H209V1H211V2H209L208 0V2L205 4V3H203V2H205L204 0L201 2V3H195V2H197L196 0H189L191 3H193V6H195L193 9L195 10V11H193V9H192V7L190 6L191 5V3L188 1V0H177L175 3L173 2ZM193 1V2H192ZM223 2V0H220V2ZM234 1H236V2H234ZM57 2H60V3H58V4H60L59 6H58V4H57ZM100 2V3H99ZM169 2H171V3H169ZM228 2H230V1H227L226 3H228ZM32 3V4H31ZM56 3V4H55ZM179 3V4H178ZM188 3V4H187ZM224 3V2H223ZM231 3V2H230ZM253 4V7L255 6L256 7V9H254V8H252L251 7V5ZM168 4H170V5H168ZM182 4V5H181ZM198 4H201V5H203L202 7V9H200L199 7L200 6H197ZM207 4H208V7H209V10H207ZM220 4V3H219ZM247 4V5H246ZM100 5V6H99ZM173 5V6H172ZM178 5V6H177ZM188 5H189V7H188ZM206 6V8H205V10H204V7ZM210 5V6H211ZM36 8H35V7ZM158 6H157V8H158ZM174 6H177L176 7V9H175V7ZM211 6V7H212ZM249 6L251 7V9L249 8ZM51 7H53L52 9L53 10H51ZM55 7V8H54ZM99 7V8H98ZM103 7V8H102ZM112 7H114V10L116 11V9L118 8V12L117 13H121V15L119 16V17H117L113 12H114V10L112 9ZM166 7V8H165ZM179 7V8H178ZM182 8V10H181V8ZM199 8V10L197 9V8ZM243 7V9H241ZM245 7V8H244ZM40 8V9H39ZM47 8V9H46ZM106 8V9H105ZM140 8V9H139ZM165 8V9H164ZM196 8V9H195ZM173 9V10H172ZM178 9H180V10H178ZM190 9V10H189ZM191 9H192V11H191ZM211 9H213V8H211ZM253 9V10H252ZM141 10V11H140ZM163 12H166V11H170L169 13L168 12H166V13H163ZM177 10V11H176ZM198 10V11H197ZM202 10H204V12L206 13H208L209 14V17L207 16L208 14L206 13H204ZM249 10H252V11H249ZM158 11H159V14H161V12H162V14L161 15H159L158 14ZM161 11V12H160ZM184 11V12H183ZM197 11V12H196ZM217 13H216V12ZM175 12H177V14L175 13ZM178 12H180L181 13V15H182V17L180 16V13L178 14ZM191 12V13H190ZM201 12H203V13H201ZM212 12H213V14H215V15H211L212 14ZM215 12V13H214ZM218 12H219V14H220V12L221 13H223L224 15H222V14H220L219 16V18H220V20H219V18H217L218 17ZM229 12V11H228ZM238 12V13H237ZM116 13V12H115ZM172 13V14H171ZM186 13V14H185ZM188 13V14H187ZM192 13L194 14V15H192ZM198 13V14H197ZM102 14V15H101ZM134 14H136V15H134ZM164 14V15H163ZM165 14H166V17H165ZM175 14V15H174ZM201 14V16H198V15H200ZM203 14V15H202ZM247 14V15H246ZM18 17H17V16ZM163 15V16H162ZM188 15L190 16H192V17H189L188 18ZM238 15V16H237ZM246 15V16H245ZM54 16V17H53ZM102 18H101V17ZM137 16V17H136ZM160 16V17H159ZM187 16V17H186ZM194 16H195V18H194ZM196 16H198V17H196ZM203 16V17H202ZM204 16L206 17H208V18H212L213 17V19H214V16L216 17L214 20L212 19V21H211V19H210V21L212 22V23H214L213 21H216V19H218V21H216L215 23H220V21H221V17L223 16V17H225V19L224 20H227L228 21V23H223V20H222V23H223V25H224V28H222V37H223V39H222V37H221V39L219 38H217V36H215L217 39H215V37H213V39L212 40H214L215 42L217 41V43H215V44H217V47L214 49L215 50V53L214 54H217V56H219L218 58H220L221 57V53H222V55H224V56H227V55H229V57L227 56L226 58H228L227 60H229L228 62V64H227V62H226V59L224 60V56H222L220 59L222 60H224L225 62L224 63H222V61L220 60V62H219V60L216 58V60H214V63H218L217 64V66H213V64H212V62L210 63V64H212V66L209 64V62L212 60L211 59V57H206V56H202L201 55V57L199 56V52L196 50H191V53H190V57H188L187 56V54L189 53V51H190V49H189V45L191 44V41H192V39H193V37L196 35L195 33H197L198 31H200V35H201V37L203 38L204 37V35L203 34H206V33H204V32H207L206 30H208V29H205V28H208L207 26H206V24L208 25L209 23H205V21L207 20V22H208V18L206 17V20H205V18H204ZM247 16H249L248 17V19L246 18ZM251 16V17H250ZM17 17V18H16ZM32 17V18H31ZM96 17H99V19L98 18H96ZM165 17V18H164ZM170 17V18H169ZM186 19H184V18ZM200 17V18H199ZM201 17H202V19H201ZM235 18V20H234V18ZM95 18V19H94ZM101 18V19H100ZM126 20H125V19ZM196 18H199V19H196ZM253 19V21L251 20V19ZM30 19H33L31 22H30ZM37 19V20H36ZM95 21H94V20ZM133 19V20H132ZM188 19V20H187ZM192 19V20H191ZM194 19V20H193ZM195 19H196V21H195ZM247 19V20H246ZM94 22H93V21ZM129 20H131V21H129ZM171 20H173V21H171ZM186 21L185 23H182V22H180V21ZM191 20V21H190ZM203 20H205V21H203ZM250 20L252 21V22H250ZM97 21V22H96ZM189 21H190V24H189ZM198 21V22H197ZM201 21H203L205 24L202 26L201 24V26L203 27L202 29H201V26L199 25V22L200 23H203V22H201ZM209 21V22H210ZM93 22V23H92ZM100 22V23H99ZM107 22V23H106ZM125 22V23H124ZM127 22V23H126ZM191 22H192V24H191ZM224 22H226V21H224ZM255 22V21H254ZM181 23V24H180ZM195 23H198V25H194ZM231 23V24H230ZM93 24V25H92ZM95 24V25H94ZM102 24V25H101ZM131 24V25H130ZM183 24H185L186 26H184ZM226 24H227V26H226ZM254 24V25H253ZM130 25V26H129ZM190 25H191V27H190ZM229 25V26H228ZM46 26V27H45ZM199 27V30H196V29H198V27ZM237 26V27H236ZM243 26V27H242ZM255 26V27H254ZM257 26V27H256ZM184 27V28H183ZM186 27V28H185ZM195 27V28H194ZM234 27V28H233ZM262 29H261V28ZM84 28V29H83ZM164 28H165V30H164ZM174 28V29H173ZM237 28V30L239 29L240 30V32H239V30L236 32V30L235 31H233V32H236V33H238L237 35H239V36H236L235 34V36H233V32L231 33V31L233 30V29H236ZM243 28V29H242ZM249 28V29H248ZM82 29V30H81ZM178 29H180V31L178 30ZM183 29V30H182ZM187 29V30H186ZM191 29H192V31H191ZM203 29H205V30H203ZM230 29V30H229ZM247 29V30H246ZM80 30V31H79ZM84 30H86V31H84ZM179 32H178V31ZM189 30V31H188ZM224 30V31H223ZM243 30V31H242ZM245 30V31H244ZM254 30V31H253ZM88 31H90V34H89V32ZM186 31H188V33L186 32ZM195 31H197V32H195ZM202 31H204L203 33H202ZM248 31V32H247ZM78 34H77V33ZM80 32V33H79ZM171 32H172V34H171ZM177 32V33H176ZM187 34H186V33ZM191 32V33H190ZM195 32V33H194ZM231 33V35H229L230 33ZM34 31H32V32H30L29 34H31V35H34ZM85 33V34H84ZM89 35H88V34ZM161 33V34H160ZM165 35H164V34ZM193 33V34H192ZM241 33V34H240ZM249 33V34H248ZM261 33V34H260ZM80 34V35H79ZM97 34V35H96ZM106 34V35H105ZM174 34V35H173ZM180 34V35H179ZM183 34V35H182ZM192 34V35H191ZM88 35V36H87ZM96 35V36H95ZM160 35V36H159ZM207 35V34H206ZM205 35V36H206ZM99 36V37H98ZM184 36V37H183ZM246 36V37H245ZM143 37H145L147 40H148V42L150 41H152V44L150 43V44H148L147 45V47H151V48H153V49H151L152 50V53H153V59L155 58V57H157V58H159V59H157L156 61H154L153 59H152V56L151 57H149V56H147V55H145V52H144V50L141 48V47H143V45L144 44H142V39H143ZM170 37V38H169ZM192 37V38H191ZM232 37H234V38H232ZM239 37V39H235V38H238ZM97 40H95V39ZM99 38V39H98ZM100 38H101V42H100ZM103 38V39H102ZM183 38V39H182ZM187 38V39H186ZM248 38V39H247ZM91 39V40H90ZM106 39V40H105ZM108 39V40H107ZM247 39V40H246ZM18 40H20L19 38L18 39H14L13 40V44H12V49H16L15 48V46L14 45H16L18 42ZM66 40V41H67ZM94 40V41H93ZM99 40V41H98ZM211 40V41H212ZM241 40V41H240ZM105 41V42H104ZM108 41V43L106 44V42ZM126 41V42H125ZM218 41H221L220 42V44L218 43ZM243 41H245L244 43H241V42H243ZM247 41V42H246ZM258 41V42H257ZM99 42H100V44H99ZM102 42H103V44H102ZM238 42H240V43H238ZM70 43V44H69ZM95 43V44H94ZM134 43H137V44H135V45H137L138 46V44L140 45V46H138V47H136L135 45H134ZM164 43V44H163ZM183 45H182V44ZM224 43V44H223ZM97 44V45H96ZM237 44H239L238 45V47H237ZM241 44H244V45H241ZM107 45V46H106ZM151 45V46H150ZM171 45V46H170ZM235 45H236V47H237V49H236V52H234L235 50ZM97 46V47H96ZM153 46H156V48L154 49V47ZM161 46H163V47H161ZM181 46V48L180 49H178L179 47ZM234 46V48L232 49L231 47H233ZM134 47V48H133ZM174 47V48H173ZM243 47H241V48H243ZM138 48H141V49H138ZM187 48V49H186ZM230 48H231V50H230ZM163 49V50H162ZM170 49V50H169ZM173 49V50H172ZM186 49V50H185ZM193 49V48H192ZM110 50V51H109ZM127 52H126V51ZM138 50H141V51H139L138 52ZM154 50V51H153ZM161 50V51H160ZM232 50H234L233 52H232ZM242 50V49H241ZM114 51V52H113ZM135 51V52H134ZM158 51L160 52L159 54H158ZM163 51V52H162ZM176 51V52H175ZM219 51L221 52L220 54H219ZM99 52H101V53H99ZM103 52V53H102ZM217 52V53H216ZM106 53V54H105ZM116 53V54H115ZM134 53V54H133ZM164 53V54H163ZM176 54V55H174L173 56V54ZM187 53V54H186ZM198 53V54H197ZM239 53V52H238ZM110 56H109V55ZM126 54H128V55H126ZM130 54V55H129ZM137 54V55H136ZM156 54V55H155ZM158 54V55H157ZM184 54V55H183ZM192 54V55H191ZM219 54V55H218ZM112 55V56H111ZM126 55V56H125ZM142 55V56H141ZM160 55V56H159ZM194 55V56H193ZM233 55L231 56V58H235V57H233ZM239 55V54H238ZM238 55H236L237 57H238ZM169 56V57H168ZM180 56V57H179ZM182 56V57H181ZM185 56V57H184ZM192 56V57H191ZM197 56H199V61L197 62L196 61V59L198 58ZM109 57V58H108ZM146 57V58H145ZM193 57H194V59H193ZM196 57V58H195ZM202 57H203V59H202ZM212 57H213V55H212ZM224 57V58H223ZM236 57V58H237ZM243 57H245V56H242V58ZM130 60H129V59ZM132 58V59H131ZM151 58V59H150ZM161 58V59H160ZM174 58V59H173ZM176 58H177V60H176ZM190 58V59H189ZM192 58V59H191ZM205 58V59H204ZM246 58V57H245ZM136 59V60H135ZM209 59V60H208ZM166 60V61H165ZM191 60H193V61H191ZM236 60V59H235ZM239 60H240V58L238 57V59L236 60V62H238L239 63ZM250 60L252 61V60H254V58H253V56H250ZM109 61V62H108ZM182 61H184V62H182ZM187 61V62H186ZM208 61V62H207ZM216 61V62H215ZM158 62V63H157ZM170 62V63H169ZM186 63V64H185ZM188 63V64H187ZM197 63V64H196ZM200 63H201V65H200ZM226 63V64H225ZM232 63H234V61L232 62ZM150 64V65H149ZM158 64V65H157ZM164 64V65H163ZM166 64V65H165ZM196 64V65H195ZM222 65V64H224V66H223V69L224 68H226V67H228V68H226V70H223V72H224V75H217V77H216V72H217V70L216 69H218L219 68V66L218 65ZM94 65V66H93ZM97 65V66H96ZM183 65V66H182ZM195 65V66H194ZM206 65H208V66H206ZM227 65V66H226ZM186 66V67H185ZM211 66V67H210ZM231 66V65H230ZM170 67V68H169ZM179 67V68H178ZM209 67V68H208ZM218 67V68H217ZM132 68V69H131ZM241 69L243 68V67H240ZM146 69V70H145ZM195 69V70H194ZM227 70H228V72H227ZM230 70H231V72H230ZM252 70H254V69H252ZM251 70V71H252ZM215 72V73H214ZM211 73V74H210ZM230 73H232V74H230ZM232 75V76H231ZM182 76V77H181ZM192 76V77H191ZM219 76V77H218ZM184 77V78H183ZM200 78L199 80L198 79H196V78ZM213 77V76H212ZM244 77V76H243ZM243 77L241 78L240 77V81L241 80H243ZM201 78H202V80H203V78L205 79V80H203V81H205L204 82V84H203V81L201 82L200 80H201ZM208 78V79H207ZM246 78V77H245ZM245 78H244V80H245ZM162 79V80H161ZM195 79V80H194ZM208 81H207V80ZM223 80V79H222ZM221 80V82H220V84H222L223 83V86H222V88H221V85L219 84V82L216 84L217 86V88L216 89H218V90H216V91H219V93H220V90L221 89H223V87H224V89H225V87H228L227 85H231L228 81H226L225 83L223 82ZM231 80V81H230ZM241 81V82H245V81ZM257 80L259 81V83L260 84H263V83H261V82H263V80L262 79H260L261 80V82H260V80L257 78ZM196 81H197V83H196ZM200 81V83L201 84H199L198 82ZM220 81V80H219ZM178 82L179 83H183L182 84V86H180V85H177L178 84ZM229 84H228V83ZM83 83V81L82 80H77L76 82H74V85H73V87H71V88H74V90H78L79 88H81V86L83 85L82 84ZM97 83V84H96ZM194 85H193V84ZM227 83V84H226ZM172 84H173V86L175 85V86H177L176 88L177 89H174L175 88V86L174 87H172ZM187 84V85H186ZM189 84V85H188ZM218 84H219V86H220V88L218 87ZM49 85H50V83L49 84H46L45 86H48L49 87ZM193 85V86H192ZM199 85V86H198ZM208 86H209V83L207 84ZM168 86V87H167ZM186 86V87H185ZM192 87V89H191V87ZM208 86H206V88H209ZM47 87V88H48ZM161 87H162V89H161ZM150 88V89H149ZM167 88V89H166ZM170 88V89H169ZM173 89H174V91H173ZM189 90L188 92H187V90ZM193 89H194V91H193ZM197 89V88H196ZM167 90H169V91H167ZM190 90H191V92H190ZM153 91V92H152ZM158 91V92H157ZM193 91V92H192ZM215 91V92H216ZM223 90H221V92H222ZM226 91V90H225ZM225 91H223L222 93H220L221 94V96H222V94H223V98H224V100H226V99H228L229 97L228 96H230V95H228L229 94V92L227 91V92H225ZM154 92H155V94H154ZM140 93V94H139ZM150 93V94H149ZM157 93V94H156ZM161 93V94H160ZM183 93V92H182ZM169 95H170V97H169ZM190 95V96H189ZM212 95V94H211ZM137 96V98L134 100V98L133 97H136ZM213 96V95H212ZM158 97H159V99H158ZM162 97V98H161ZM168 97V98H167ZM173 98V99H170V98ZM228 97V98H227ZM159 100H157V99ZM188 98H190V99H188ZM168 99H170L169 101H168ZM211 100H212V97L210 98ZM214 99V98H213ZM134 100V101H133ZM177 100V101H176ZM210 100V102H213V100L211 101ZM149 103V104H148ZM163 103H165V105L166 106H164V104ZM214 103V102H213ZM213 103H210V104H213ZM138 106H136V105ZM168 104V105H167ZM124 105H125V107H124ZM127 106V107H126ZM134 109H132L131 107ZM155 106V107H154ZM160 106H158L159 108H160ZM164 106V107H163ZM222 106V105H221ZM220 106V107H221ZM12 105L8 108V111H6V112H4L0 117L2 118V120L0 119V126L3 128V130H2V132L3 131H8L9 132V130L12 128V126L14 127V119L16 118V110L14 109V107H12ZM135 107V108H134ZM154 107V108H153ZM167 107V108H166ZM190 107V106H189ZM196 107H198L196 110L200 113L201 112V114L202 115H200L198 112H194V113H197V114H199L200 115V117L199 118H197L199 115H197V117L195 116V118H196V120H193V119H195V118H192V120L195 122V129L197 130H195V132H196V134H199V136H203V134L205 135L203 138L205 139V141L207 142L209 139V141L208 142H210L211 141V138H214V140L216 141V142H218L219 143V141H220V144L221 143H223V142H225V139L227 140V138H228V140L229 139H231L230 138V136L232 137V140L233 141H236V137L235 136H232L231 134V132H230V130L228 129V126L227 125H225V122H224V124H223V122L222 121H220L221 119H219V120H216L215 118H217V117H215V116H211V114H209V115H207L209 112H206V111H208V110H206V109H201L200 107H199V105L197 106L196 105ZM212 107V106H211ZM222 107H224V106H222ZM220 108V109H223V108ZM11 108V110H9ZM121 108V109H120ZM151 108H153V109H151ZM162 108H160L161 110H162ZM176 108V109H175ZM186 108V107H185ZM126 110V118H124L123 120H121L122 119V117H124V113H125V111H123V110ZM160 109H158V110H160ZM181 109V110H180ZM15 110V111H14ZM119 110V111H118ZM157 110V109H156ZM160 110V111H161ZM167 110V111H168ZM171 110V111H170ZM181 111V113H180V111ZM206 110V111H205ZM134 111V112H133ZM14 112H15V114L16 115H14ZM121 112H123V114L121 115ZM130 112V113H129ZM130 115H129V114ZM177 113V114H176ZM193 113V115H196V114H194ZM206 113V114H205ZM223 113V112H222ZM136 115H137V113H136ZM136 115H134L135 117H136ZM184 115V116H185ZM192 115V116H193ZM207 115V116H206ZM203 116V117H202ZM204 116H205V119H206V117L208 118V117H210L211 116V119H209L208 118V120L206 119H204L205 121H203V122H205V123H198V122H201V121H199V120H201L202 118H204ZM115 117V118H114ZM187 116H185L184 118H185V120H187L189 117H187ZM202 117V118H201ZM134 118V117H133ZM132 118V119H133ZM190 119V118H189ZM188 119V120H189ZM214 119V120H213ZM118 120V121H117ZM121 120V121H120ZM197 120H198V122H197ZM14 121V122H13ZM133 121H134V119H133ZM215 122V124L213 123V122ZM125 122V123H124ZM128 122V123H127ZM186 122V121H185ZM188 122V121H187ZM211 122V123H210ZM131 123H132V121H131ZM214 125H213V124ZM207 124V125H206ZM11 125V126H10ZM187 125V124H186ZM201 125V126H200ZM205 127H204V126ZM207 126H211V129H209V128H207ZM9 127H11V128H9ZM121 127V128H120ZM183 128H185L184 126H182ZM8 128V129H7ZM119 128H120V130L121 131H119L118 132V130H119ZM182 128V129H183ZM206 128L208 129V130H206ZM13 129H11V132H13L12 131ZM93 132H92V131ZM94 130H96V132L94 131ZM184 130V129H183ZM183 130L181 131V129H180V131L176 134L177 136H179V134H182L183 135ZM204 130H206V131H204ZM98 131V132H97ZM118 132V133H116V134H119V135H115V132ZM95 132V133H94ZM199 132V133H198ZM211 133V135H210V133ZM96 134V135H94V134ZM206 133H209L208 135L206 134ZM229 133H231L230 134V136H228L229 135ZM94 135V136H92L91 137V135ZM99 134V135H98ZM216 134V135H215ZM218 135V136H217ZM1 136H3L5 139H6V137H5V135H1ZM105 136H106V138H105ZM115 136H117V138H119L120 137V139L122 138L124 141H120V142H118V139L116 140V138H115ZM133 136V135H132ZM137 136V135H136ZM135 136V137H136ZM181 136V135H180ZM91 137V138H90ZM97 137V138H96ZM134 137V136H133ZM218 137V138H217ZM227 137V138H226ZM2 138V137H1ZM103 138H104V140H103ZM130 138V139H129ZM177 138V137H176ZM207 138H209L208 140H207ZM5 139H3L4 140V142L6 141L7 142V140H5ZM132 139V140H131ZM125 140H127V141H125ZM128 140H130V142L128 141ZM224 140V141H223ZM223 141V142H222ZM232 141V142H233ZM126 142H128V143H126ZM19 143L21 144V146H23V145H25L24 147H21L20 146V148L18 149L19 151H16V153H15V150H17V148H18V146L20 145H18V144H15V146H17L16 148H14V153L12 154V156H14V154H16L18 157H20V156H22V158L23 157H25L26 159H29V165H30V163H31V165H33L32 163H40L41 164V166L40 167H42L43 165L45 166V163H43L45 160L43 159V157L44 156H41V154L40 153H38L37 151L38 150H36L35 148H33L32 146H26V145H28L27 143L25 144V142L23 143V141L21 142V140L19 141ZM103 143V144H102ZM116 143H118V144H116ZM125 144V146L123 147V150L121 151L119 148H121V146H120V144ZM23 144V145H22ZM108 144V145H107ZM109 144H110V146H109ZM127 144V145H126ZM205 145L206 144H204V147H205ZM14 146V145H13ZM14 146V147H15ZM134 146H135V144L133 145V146H131V147H133L134 148ZM29 147H32V148H29ZM111 149V152L107 149ZM203 147V146H202ZM203 147V148H204ZM106 148V149H105ZM128 150L127 152H125L126 151V149ZM36 151H35V150ZM24 150H26L25 152H23ZM91 150V149H90ZM137 150V149H136ZM107 151H109V154H108V152ZM17 152H18V154H17ZM97 152V153H96ZM99 152H100V154H99ZM121 152H123L122 154H124V155H127L126 156V158H124L125 156L124 155H122L121 154ZM29 153V154H28ZM98 154H99V156H98ZM108 154V155H107ZM113 156L112 158H113V162H112V160H110V157H111V155ZM131 154V153H130ZM176 154H177V152L176 151H174V153L171 155L173 158H175L176 157ZM242 154H244L243 155V157L244 158H242V159H239L240 161H239V163H242L243 164V162H248V163H251L252 161H254V157L252 156V155H250L247 151H244V153H241L240 155L242 156ZM16 155L14 156V157H16ZM33 155V156H32ZM37 155V156H36ZM239 155V158L241 157ZM247 155V156H246ZM260 155H264V152H262V153H260ZM36 156V157H35ZM109 156V157H108ZM28 157V158H27ZM33 157V158H32ZM42 157V158H41ZM122 157V158H121ZM131 157H133V160L131 159ZM249 157V158H248ZM251 157H252V159H251ZM21 158V157H20ZM111 158V159H112ZM262 158V157H261ZM7 160L6 162L8 163L9 161H10V157L8 156V158H3V159H1V160ZM31 159V160H30ZM41 159H42V161H41ZM138 160V159H137ZM252 160V161H251ZM33 161V162H32ZM100 161V159H98V161L97 162H99ZM131 163H130V162ZM132 161H133V163H132ZM249 161H251V162H249ZM5 161L4 162H2V161H0V168L1 167H3L4 169H3V174H4V172H5V176H8L9 174V172H11L12 171V167L13 166H15V163H13L14 165H12V163H9L10 165H8L7 163H6ZM11 162V161H10ZM28 162V161H27ZM42 162V163H41ZM102 162H104V160L102 161ZM121 162V161H120ZM113 163V164H112ZM244 163V164H245ZM248 163H246L247 165H249ZM39 164V165H40ZM129 164H131L130 166H129ZM2 165V166H1ZM35 165V167H39V166H37V164H34ZM33 165V166H34ZM126 165H127V167H126ZM137 165V166H136ZM141 165V166H140ZM10 166H12V167H10ZM43 166V167H44ZM106 166V165H105ZM129 166V167H128ZM137 168H136V167ZM252 166V165H251ZM108 167V166H107ZM140 167L143 169V171H144V173H143V171H141L140 172ZM229 167H232V168H228ZM109 168V167H108ZM123 168H121V169H123ZM139 170V172L136 170ZM252 168V169H251ZM9 169H11V171H9ZM45 169H48L47 168V165H46V167H45ZM2 170V168L0 169V171ZM124 170V169H123ZM233 170V169H232ZM122 171V172H121ZM149 171H150V169H149ZM246 171L247 172H249L250 174H248V176L247 175H245L246 174ZM13 172V171H12ZM131 172H133V173H136V174H134V176H135V178H136V176H137V179H132L131 177H129V176H127V174L128 175H131L132 177H133V175H132V173ZM236 172V173H235ZM251 172L253 173L252 175H251ZM46 173L48 174L49 173V170H48V172L46 171ZM45 173V174H46ZM123 173V174H122ZM125 173H126V175H125ZM130 173V174H129ZM204 173V174H203ZM235 173V174H234ZM243 173H245V174H243ZM46 174V175H47ZM113 174H114V176H113ZM117 174L119 175V176H117ZM121 174V175H120ZM172 174V173H171ZM228 175V176H226V175ZM230 174H231V176H232V178H231V176H230ZM258 174L261 176V174L258 172ZM123 175V176H122ZM173 176H175L174 174H172ZM171 175V176H172ZM251 175V176H250ZM256 175V174H255ZM258 175V176H259ZM61 176V174L58 176V179H59V177ZM120 176H121V178H122V180L124 179V183H122L121 181V179H120ZM124 176H125V178H124ZM139 176V177H138ZM207 176V177H206ZM225 176V177H224ZM251 178H250V177ZM24 177H26V179L24 178ZM22 176V184L24 185V183H26L27 181H28V177L27 176ZM62 177V176H61ZM60 177V178H61ZM238 177V178H237ZM151 178V179H150ZM152 178H153V180H152ZM249 178V179H248ZM126 179V180H125ZM132 181H131V180ZM142 179V180H141ZM205 179V180H204ZM24 180H26V181H24ZM127 180H130V181H127ZM136 181V182H135ZM196 181V182H195ZM205 181V182H204ZM149 182V183H148ZM156 183L157 185L154 187V183ZM174 182H177L176 180L175 181H171L170 182V184L171 183H174ZM213 182H215V184H213ZM5 183V182H4ZM126 183V184H125ZM129 183V184H128ZM130 183H132V184H130ZM136 183V184H135ZM201 183V184H200ZM247 183V184H246ZM167 184V185H166ZM244 184H246V186H247V188L246 187H244V186H242V185H244ZM248 184H249V189H251L252 187L251 186H253V188L255 187V189H254V194H253V191L252 192H250L249 191V189H248ZM4 185V186H3ZM7 185V187H5ZM111 185V187H112V185H113V187L112 188H115V186H116V183L114 182V181H109V186ZM135 185H137L138 187H136ZM206 185V186H205ZM9 186H10V184H8V183H5V184H2V186L1 187H3L2 188V191H0V202L3 204L4 202L5 203H8L7 205L6 204H3V205H5L4 207H6L5 209L2 207L3 205H1V203H0V222L2 221V223H4L6 220H7V214L5 213V215H4V211L6 210V212L7 213H9V209H11L10 210V212H12L13 210L12 209H14L15 208V205L13 204V203H11V201L13 200H11V199H9V197H10V195H11V191H9L8 189H9ZM142 186V188H140V187ZM151 186V187H150ZM215 186V187H214ZM219 186V189H217L216 187H218ZM234 186V187H233ZM235 186H237V187H235ZM240 186H242V187H240ZM153 187V188H152ZM203 187H205V188H203ZM223 189V188H225V191H223V190H220L221 188ZM231 187H232V189L233 188H236V189H233V190H231ZM261 187L263 188V189H261ZM6 188H8V189H6ZM141 190H140V189ZM167 188L169 189V190H167ZM216 188V189H215ZM253 188H252V190H253ZM5 189V190H4ZM138 189L140 190L139 192H138ZM144 189V190H143ZM151 189V190H150ZM154 189H157V191H155ZM206 189H208V190H206ZM228 189V190H227ZM230 189V190H229ZM246 189H248V191L246 190ZM0 190H1V188H0ZM7 190V191H6ZM220 190V191H223L222 192V195H221V192L220 193H218V191ZM235 190H238V192L236 191L235 192ZM57 191H60V188H58L57 189ZM145 191H146V193H145ZM160 191V192H159ZM168 191H169V194H167L168 193ZM11 192V193H10ZM140 192H141V194H140ZM167 192V193H166ZM204 192H205V194H204ZM216 192V193H215ZM227 192V193H226ZM236 193L237 195H238V193L239 194H241L240 196L238 195V198L236 199L235 197L236 196H234L233 195V193ZM256 192H258L259 193V196H257V197H254V195L256 194ZM137 193H139V194H137ZM145 193V194H144ZM160 197V198H162L163 197V195H164V197L163 198H165V195L167 196V195H170V196H167V200H168V202L164 205L165 207H170V210L169 209H167V208H165V207H163L162 208V206L160 207V206H158L159 208V210H162V211H158V209H157V205H159V203H160V201L158 200V199H156L158 196H156V198H155V200H154V197H155V195L156 194ZM218 193V194H217ZM224 193V194H223ZM257 193V194H258ZM264 193V192H263ZM5 194L7 195V196H5ZM10 194V195H9ZM163 194V195H162ZM217 194V195H216ZM251 194H252V196H251ZM132 195V196H131ZM172 195H174V196H172ZM119 196H120V194H119ZM135 196V197H134ZM143 196V198H141ZM242 196V197H241ZM5 197H7L9 200H11V201H9L7 198H5ZM123 197V196H122ZM175 199H174V198ZM214 197V198H213ZM224 197H226V198H224ZM254 197V199H252ZM263 199H262V198ZM138 198V197H137ZM153 198V199H152ZM159 198V199H160ZM169 198H170V200H169ZM172 198V199H171ZM212 198V199H211ZM223 198V199H222ZM243 198V199H242ZM4 199V200H3ZM128 199V198H127ZM130 199V198H129ZM128 199V200H129ZM176 199H178V200H176ZM259 200V202H257V204L259 203V205L260 206H257V204H253V203H256L255 202V200ZM3 200V201H2ZM157 200V201H156ZM171 200H175L176 202H174V201H171ZM182 202H181V201ZM228 200L230 201L231 200V203L230 202H228ZM251 200H253L254 202H251ZM103 200H102V198H100V202H102ZM153 201V202H152ZM158 201H159V203H158ZM170 201V202H169ZM181 203H183L184 201L185 202H187L186 203V205H185V207H184V203H183V205H181L180 204V202ZM211 201H212V203H211ZM221 201V202H220ZM225 201V202H224ZM9 202H10V204H9ZM119 202V203H118ZM147 202V203H146ZM150 202V203H149ZM177 202H179V204H176ZM234 202H236V204L234 205L233 203ZM242 202V203H241ZM261 202H263V203H261ZM156 204V206L154 205V204ZM172 203V204H171ZM174 203V204H173ZM214 203V204H213ZM219 203V204H218ZM12 204V205H11ZM105 204V203H104ZM102 205V206H100L101 208L102 207H104L105 205ZM161 204V203H160ZM187 204H189V206L187 205ZM190 204L192 205V207H190ZM215 204H216V206H215ZM221 204V205H220ZM233 204V205H232ZM251 204H253V206H251ZM14 206L13 208L12 207H10V206ZM101 205V204H100ZM156 207V209H155V211H154V209L153 208H155L154 206ZM170 205V206H169ZM175 205V206H174ZM178 205V206H177ZM208 205V206H207ZM94 205H90V204H88L87 205V208L89 209V210H92V208H100L99 206H94ZM142 206L140 205V207L142 208ZM145 206V207H144ZM172 206V207H171ZM180 206V207H179ZM183 206V207H182ZM187 206V207H186ZM221 206H223L222 208H226L225 209V211L227 210V213H225V215H226V217L229 219V221H230V224H229V226L231 227V229H230V227H229V230H230V233L232 234V230H234V233L232 234V236L230 237L229 236V240L227 241V242H225L224 244H225V246L223 247V248H221L222 246H218L217 244H215V242L216 243H218L217 241H215V242H213L210 238H212L213 240H215V239H217L219 236H220V232L218 233V230H219V226H218V224H220V226L222 227V223H224V222H222V219H226V218H222L221 217V220H220V222H219V219H218V215H220V211H221V209H220V207ZM225 206V207H224ZM9 207V209L7 210V208ZM42 209H41V208ZM40 207H38V209L37 210H35L37 213H39V214H41V215H39V214H36V216H39V219H40V217L41 218H44L45 219V221H51V223H53L52 221H54V222H56L55 220L56 219H58V220H62L63 219V217H60V215H59V217H57L56 218V216H58V209H56L55 208V206L53 205V204H51V205H49V206H46V207H42V206H40ZM90 207V208H89ZM148 207V206H147ZM153 207V208H152ZM238 208V209H240V211H241V215H242V217H240V221H242V223L241 224H243V226H245L244 228H241V229H245V230H239L238 229V226H237V221L235 222L234 221V219H232L233 218V214H234V211L236 210V208ZM43 208H44V210H43ZM49 208H50V210L51 211H48L49 210ZM127 208V209H126ZM136 208H138V209H136ZM140 208V209H141ZM161 208V209H160ZM176 208H177V210H176ZM179 208H181V209H179ZM185 209V210H182V209ZM191 208H193V209H191ZM30 209V208H29ZM28 209V210H29ZM41 209V210H40ZM134 209H136V211H137V216H141L142 215V218H137V216H136V213H135V210ZM153 209V210H152ZM210 209V210H209ZM15 210V209H14ZM26 210V212H27V209H25ZM44 212H43V211ZM46 210V211H45ZM149 210H150V212H149ZM168 210V211H167ZM209 210V211H208ZM252 210H253V213H255V217L253 216L254 214L252 213ZM255 210V211H254ZM41 211L46 215L47 214V212H48V214L45 216V215H43V213H41ZM115 211V212H114ZM157 211V213H155ZM190 211V212H189ZM233 211V214L231 213ZM250 211V212H249ZM25 212V211H24ZM31 212V211H30ZM29 212V213H30ZM133 212H134V214H133ZM139 212V213H138ZM259 212L261 213V215L259 214ZM119 213V214H120ZM163 213V214H162ZM178 213V214H177ZM180 213V214H179ZM12 214H13V212H12ZM12 214H10V216L8 217V221H10L11 220V215ZM27 214H28V212H27ZM128 214L130 215V217L128 216ZM152 214L155 216L154 218H153V216H152ZM195 214H196V216H195ZM251 214H253V215H251ZM256 214H259L260 216L258 217V215H256ZM2 215V216H1ZM3 215L5 216V217H3ZM14 215H15V213H14ZM166 215V216H165ZM174 216V218H173V216ZM183 215V216H182ZM195 217H193V216ZM128 216V217H127ZM132 216H133V218H132ZM135 216V217H134ZM147 216V217H146ZM151 216V217H150ZM162 216V217H161ZM215 218H214V217ZM232 216V217H231ZM15 217V216H14ZM116 217H119V215L118 216H116ZM144 217V218H143ZM149 217V218H148ZM172 217V218H171ZM180 217V218H179ZM183 217V218H182ZM217 217V218H216ZM5 218H6V220H5ZM127 218H128V221H127ZM152 218V219H151ZM182 218V219H181ZM198 218V217H197ZM13 219V218H12ZM38 219V218H37ZM43 219V220H44ZM46 219H48V220H46ZM131 219H135V220H131ZM138 219V220H137ZM173 219V220H172ZM216 219L218 220V221H216ZM5 220V221H4ZM57 220V221H58ZM137 220V221H136ZM156 220V221H155ZM167 220V221H166ZM127 221V222H126ZM140 221V222H139ZM160 223H159V222ZM166 221V222H165ZM195 221V222H194ZM199 223H198V222ZM123 222V223H124ZM139 222V223H138ZM173 223V225H172V223ZM180 222V223H179ZM183 222V224H181ZM222 222V223H221ZM250 222V223H249ZM101 223V222H100ZM150 223V224H149ZM195 223V224H194ZM216 223H217V225H216ZM253 225H252V224ZM28 224H30V223H28ZM28 224H27V228H29V227H31L30 225L28 226ZM105 224V223H104ZM131 225L130 227H128L129 225ZM133 224H134V228H133ZM137 224H143V225H137ZM151 225V224H153V226L155 225L158 229H156V227H155V229H153V226L150 228V231L151 230H155V231H157L158 230V232H157V234H159V233H162V232H164L163 234H160V235H164V237L166 236V235H170V236H166L165 238L166 239H170V242L172 241V245L170 244V242H169V240L168 241H166V245H165V248L167 247V245H169V246H171V248L170 247H168V252L169 253H163V251H162V249H161V247L160 246H162L161 245V243H159L158 242V237L159 236H156V233L154 232V231H151V233L152 234H154L156 237H155V239L154 238H152V237H154V236H152L151 235V237H150V235L148 236V234H150V232H148L149 230H148V228H149V225ZM168 224V225H167ZM170 224H171V227H170ZM197 224V225H196ZM208 224V225H207ZM40 225V224H39ZM79 227H78V226ZM77 228H78V231L75 233V231H74V235H76L79 231H80V225L77 223ZM121 225V226H120ZM128 225V226H127ZM198 225H199V227H198ZM102 226H103V228H102ZM118 226H120L119 228H118ZM136 226H139V227H141L140 229L137 227L136 228ZM146 226V229H147V232L148 233H146L147 234V237L145 236V238H143L144 237V235H146L145 234V232H146V229H144V228H142V227H145ZM147 226H148V228H147ZM160 226L161 227H163V230L160 228ZM216 226H218L217 228H216ZM259 226V225H258ZM122 227V228H121ZM128 227V228H127ZM165 227V228H164ZM169 227H170V233H168V232H166L167 230H169ZM182 227V228H181ZM212 227H214V228H212ZM76 228V229H77ZM250 230H249V229ZM260 229L259 231H257L256 229ZM38 229H42L41 228V226H36V230L38 231ZM93 229V230H92ZM100 229H102L104 232L102 233L101 231H100ZM106 230V233H105V230ZM137 229L139 230V232L137 231ZM142 229H144L143 231H142ZM182 229V230H181ZM218 229V230H217ZM30 230L32 231H30L29 232V234L30 233H33V228L31 227L30 228ZM48 229H46V235L48 234V236L47 237H49L50 238V236L52 235V232H51V230H50V232H49V230L47 231ZM89 229H88V231H90ZM125 230H127L126 232H125ZM141 230V231H140ZM161 230V231H160ZM166 230V231H165ZM208 230V231H207ZM238 230V231H237ZM247 230V231H246ZM28 231H29V229L26 231V236L27 235H29L28 234ZM160 231V232H159ZM215 231V232H214ZM236 231V232H235ZM241 231H242V233H241ZM252 231V232H251ZM257 231V232H256ZM51 233V235L49 234V233ZM142 233V235H140L141 233ZM213 232V233H212ZM248 232V233H247ZM255 232H256V234H255ZM102 233V234H101ZM133 233L134 234H138L137 236L139 237V235H140V238H138L136 235H134L133 236ZM165 233H167L166 235H165ZM216 233V234H215ZM79 234V235H78ZM77 234V236L78 237H80V233H78ZM93 234V239L91 240V242L93 241L94 242V240H95V242L93 243V244H91V242H90V239H91V235ZM94 234H96L97 236L96 237H94L95 235ZM105 234V235H104ZM113 234V233H112ZM244 234H247V236H245L244 237ZM30 235H32V234H30ZM29 235V236H30ZM102 235V236H101ZM104 235V236H103ZM211 235V236H210ZM216 235H218V236H216ZM121 237L120 239H118V237ZM136 236V237H135ZM171 236H172V238H171ZM185 236V237H184ZM210 238H209V237ZM242 236V237H241ZM28 237V236H27ZM34 237V236H33ZM100 237V238H99ZM103 237H105V239H107L108 237L110 238H114V240H122V238H123V241L125 240L126 242H127V240L129 241V242H127V243H125V247H124V244H120V243H118V248H119V245H121L120 246V250L118 251L119 253H116V256L117 257H114L113 255H111V253L110 252H112L113 251V249L112 250H110L109 249V247L110 248H112V245H113V240H111L110 242L112 243L111 245L110 244H107V242H106V244H105V239L103 238ZM127 237V238H126ZM131 237H135L136 238V240H134V238H131ZM150 237V239H148ZM182 237V238H181ZM217 237V238H216ZM258 237V238H257ZM29 238V237H28ZM28 238H26V239H28ZM30 238H31V236H30ZM52 238V239H51ZM50 239L51 240H53V235H52V237H51ZM94 238H99V239H101V238H103V239H101V241L102 240H105V241H102L104 244V247L101 245V247L102 248H100V249H102L101 251H103V249H107L108 248V251L105 249V251H107L106 253L109 255V256H107V254H105V255H103V258H101L100 259V256H102V254L103 253H101V251H99V249H95L94 250V248H95V246H97L96 248H99L100 247V240H98L97 242H99V243H96V239H94ZM110 238V239H111ZM125 238V239H124ZM129 238H131V239H129ZM246 238V239H245ZM109 239V240H110ZM143 239H145V240H147V242L148 243H146V241L145 242H143ZM154 239V240H153ZM157 239V240H156ZM166 239H164V240H166ZM207 239H209V244H207V246L208 247H210V245H213V246H211L210 247V249L206 246V243L208 242V240ZM244 239V240H243ZM109 240H107L108 241V243H109ZM149 240H150V242H149ZM155 240L157 241V242H155ZM173 240H177V241H174L173 242ZM210 240L212 241V242H210ZM233 240V241H232ZM236 240V241H235ZM39 241H41L40 239H39ZM140 241H141V243H140ZM207 241V242H206ZM258 241H259V243H258ZM85 242H87V243H85ZM88 242H90V245H92V246H90L89 245V247H87V244H88ZM101 242V243H102ZM133 242V243H132ZM137 242H139L138 244H137ZM183 242H184V246L183 245H180V244H183ZM186 242V243H185ZM206 242V243H205ZM237 242V243H236ZM254 242H256V243H254ZM30 243H32V242H30ZM48 243H49V241H48ZM50 243H52V241L50 242ZM157 243H159V244H157ZM174 243H176L177 245H174ZM256 244V247H254L255 245L254 244ZM55 244V243H54ZM98 244H99V247H98ZM140 244H143L142 245V247H140L141 245ZM178 244H179V246H181V248H177V246H178ZM262 244V245H261ZM25 245H26V247L28 248V246H29V244L27 243V244H24V247H25ZM57 245H58V243L56 244V248H58L59 247V245H61L60 244V242H59V245H58V247H57ZM110 245V246H109ZM128 247H127V246ZM140 245V246H139ZM186 245H188V246H186ZM214 245H216L215 247H216V249H217V247H220L221 248V252L218 250H215V247H214ZM258 245V246H257ZM30 246H32V245H30ZM29 246V247H30ZM53 246V245H52ZM53 246V247H54ZM62 246V245H61ZM109 246V247H108ZM137 246H138V248H137ZM147 246H150V248L152 249V251H153V253H150V252H148V250H151L150 248H147ZM153 246H155L154 248H156V249H154L153 248ZM33 247V248H32ZM32 247H30V248H28L27 250H24V251H26V252H28V250H29V253L30 254H21L20 255V257H21V260H22V262H23V260L25 261V262H23V264H27V263H29V264H46L47 262H44L43 263V261H44V259H43V261H41V257L39 258V257H37V256H42L41 254H44L43 253V249L41 250L40 249V251L42 252V253H40L39 252V249H36L40 254L39 255H37V251L36 250H34V246H32ZM122 247H124L123 249H122ZM160 247V248H159ZM214 247V248H213ZM259 247V248H258ZM39 248V247H38ZM86 248H88L89 249V252L88 251H86ZM90 248H92L91 250H90ZM130 248H131V250H130ZM144 248V249H143ZM163 248H164V245H163ZM170 248V249H169ZM176 250H175V249ZM244 248V249H243ZM255 248H257L256 250H255ZM161 249V250H160ZM172 249H174V250H172ZM184 249H186V250H184ZM187 249H190V251H191V253H189L188 252V250ZM211 250L212 249V253H210L209 252V250ZM243 249V250H242ZM35 251V253H34V251ZM109 250H110V252H109ZM128 250V251H127ZM157 251V256L155 255V253H154V251ZM178 250H180V251H178ZM195 250H196V252H195ZM198 250V251H197ZM214 250V251H213ZM234 250V251H233ZM236 250V251H235ZM100 252L98 255L95 253V252ZM105 251H103V252H105ZM120 251L122 252H124L123 253V255L121 254L120 255ZM151 251V252H152ZM158 251H161V252H158ZM184 251H186L187 253H189L188 255H187V253H183ZM193 251V252H192ZM217 251V252H216ZM34 254H33V253ZM91 252L93 253V256L95 257H93L92 255H91ZM125 252H127L126 254H125ZM137 252V253H136ZM149 253V254H147V253ZM172 252V254H170ZM177 252H179V254L177 253ZM197 252H199V253H197ZM214 252V253H213ZM219 252V253H218ZM32 253V254H31ZM89 253H90V255L91 256H89ZM179 255V257H177V254ZM196 253V255H194ZM216 253V254H215ZM251 253V254H250ZM253 253V254H252ZM84 254L85 253H83V256H84ZM85 254V255H86ZM101 254V255H100ZM146 254V255H145ZM151 254H153L152 256H151ZM158 254H160L159 256H158ZM198 254H199V256L201 255V258L198 256ZM212 254H214V256H215V258H214V256L212 255ZM222 254V255H221ZM22 255L23 256H25V257H23L22 258ZM34 255V256H33ZM35 255H36V257H35ZM120 255V256H119ZM126 257H125V256ZM143 255H145L146 256V258L148 259H150L149 261L148 260H146L145 259V256H143ZM165 255H168V257L167 256H165ZM186 255V256H185ZM220 255V256H219ZM252 255H254V257H252ZM30 256H31V258H30ZM48 256H50V255H45L44 257H48ZM112 256V257H111ZM123 256H124V259H122L121 260V257L123 258ZM133 256V257H132ZM154 256V257H153ZM174 256H175V258H174ZM212 256H213V260H215L214 262H213V260L211 261V259H212ZM221 257V259H218L219 257ZM43 257V258H44ZM78 257V256H77ZM106 257H108V259H111V260H113L114 262H112L111 260V262L110 261H108L107 260V258ZM142 257V258H141ZM167 257V258H166ZM180 257H181V259H182V261H179V259H180ZM187 257H189V258H187ZM190 257H191V259H190ZM36 258V259H35ZM37 258H39V259H37ZM91 258V259H90ZM125 258H126V260H125ZM139 258V259H138ZM159 258H160V260H159ZM164 258V259H163ZM169 258V259H168ZM187 258V259H186ZM204 260H203V259ZM211 258V259H210ZM245 258H247L246 260H245ZM261 258V259H262ZM88 259L86 260V264H88L87 262H88ZM128 259V260H127ZM131 259H133L132 261H131ZM144 259V260H143ZM161 259H162V261L164 262V263H161ZM165 259H166V261H169V262H166L165 261ZM172 259V260H171ZM180 259V260H181ZM201 259H202V261H201ZM217 259V260H216ZM255 259V260H254ZM261 259H259V260H261ZM93 260V261H94ZM99 260H101V261H99ZM254 260V261H253ZM27 261V262H26ZM141 263H140V262ZM144 261V262H143ZM187 261V262H186ZM189 261H190V263H189ZM257 261H258V263H257ZM34 262V263H33ZM106 262L104 263V264H106ZM108 262H110V263H108ZM126 262V263H125ZM160 262V263H159ZM186 262V263H185ZM151 264H152V262H150ZM154 263V262H153ZM171 263H169V264H171ZM172 263V264H173ZM155 264V263H154ZM262 264V263H261Z\"/></svg>","mask_w":264,"mask_h":264}]
</instances>
